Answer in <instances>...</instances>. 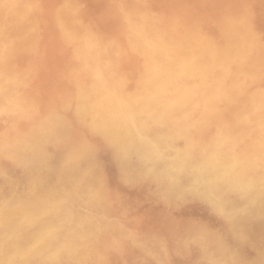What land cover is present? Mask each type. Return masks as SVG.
<instances>
[{
    "label": "rangeland",
    "instance_id": "obj_1",
    "mask_svg": "<svg viewBox=\"0 0 264 264\" xmlns=\"http://www.w3.org/2000/svg\"><path fill=\"white\" fill-rule=\"evenodd\" d=\"M15 1L19 2L20 0H15ZM15 1L11 0V2H10V0H2V1L0 0V10H1L0 11L1 12L0 13V16H1L0 17V23L3 24V25L0 24V35L2 37V38H0V41H2V42H0L1 43L0 44V58L2 59L3 56L7 57V61H6V57H3L2 60L0 59L1 63L4 65L3 66L0 64V67L2 68V69L0 68V72H1L0 73V82H1L0 88L1 87L3 88V89L2 88L0 89L1 90L0 95H3V96H0L1 97L0 100L1 99L6 100V101H4L5 103L3 101H1L2 104L0 102V108L2 109V110L0 109V115H1L0 116V118H1L0 119V129H1L0 132H2V134L0 133V137L2 138V139H0V144H1L0 145V150H1L0 155L5 156V158L0 156V168H2V169H0V206L5 211V213L0 217L1 218L0 219V230L2 229V231L0 232V253H1L0 254V260H1L0 264H24V263L27 264L28 262H29L28 264H32V263L33 264H145V263L146 264H182V263L187 264V262H188V264L189 263L190 264H196L197 262H198L197 264H242V263L243 264H255L254 262H256V264H264V146H263L264 144L261 145L264 141V137H262V136H264V119H263L264 118L263 117L264 116V109H263L264 106H262L264 104V78H263L264 77V74H263L264 73V71H263L264 70V48H263L264 47V31H263L264 30V0H246V1L243 0V2H240L242 0H197V1L196 0H150L151 2L149 0H148V2H146L147 0H127L129 3L126 2V0H114L115 4H114L113 0H50V1L49 0H43V1L34 0V1H36V3L34 1L32 2V3H34V5L30 2L32 0H29V1L28 0H21V2L24 1V4H23L24 6L22 5L23 2L17 3L18 5L16 3L14 4ZM78 1H80V2L78 3ZM25 2H27V4ZM144 2H146V3H144ZM37 3L39 5H37ZM243 3H244V5H243ZM245 3H246V5H245ZM11 4H12V6H11ZM35 4L37 6H35ZM46 4L48 6H46ZM27 5H29L30 7L27 8L28 7ZM42 5H43V7H42ZM76 5H77V7H76ZM82 5H84V6H82ZM96 5H98V6H96ZM128 5H129V7H128ZM5 6H7V7H5ZM237 6H238V8H237ZM73 7L77 11H75L73 9ZM145 8H146V10H145ZM9 9H11L12 11ZM30 9H31V11H30ZM39 9H40V11H39ZM60 9H61V11H60ZM71 10H74V12ZM238 10H240V11H238ZM241 10L244 11L245 15L242 13ZM32 11H33V15H34L33 17L31 14ZM95 11H96V13H95ZM106 11H108V12H106ZM122 11H123V13H122ZM236 11H238V12H236ZM78 13H79V16L77 15ZM85 13H87V15ZM118 13H120V14H118ZM129 13L132 17L129 15ZM232 13H234V14H232ZM250 13H251V15H249ZM35 14H36V16H35ZM56 14L58 17L56 16ZM216 14L219 16H216ZM3 15H5L4 18H3ZM72 15L74 17H72ZM93 15H95V16L93 17ZM107 15H108V17H107ZM141 15L143 17H141ZM7 16H9L10 19H9V17L7 18ZM76 16H78V17H76ZM125 16H126V18L123 19ZM222 16H224V17H222ZM26 17L28 18L27 21H26V19H27ZM35 17H37V19ZM66 17L67 18L71 17V18L70 19L68 18V20H67ZM138 17H140V18L137 19L136 21L139 24H137V22L134 21ZM11 18H15V19L11 20ZM85 18H87V20ZM91 18H93V19L95 18V19L92 20ZM195 18H196V20H195ZM206 18H207V20H206ZM227 18H230V20ZM29 19H31V20L29 21ZM32 19H35V21ZM45 19H46V21H45ZM127 19H128V21H127ZM74 20H76V21H74ZM84 20L86 22H84ZM89 20H92V22L94 23V26L97 25V28L96 27L94 28L93 23H91V21L89 22ZM140 20H141V22H140ZM68 21L71 23H69ZM98 21H100V22H98ZM142 21L144 22V24H142L143 23ZM245 21H247L249 23H247ZM11 22L13 23L12 27H11V25H12ZM15 22L18 25L14 24ZM25 22L27 24L24 25ZM30 22H32V24L34 22L35 23L37 22V23L36 24L34 23L35 26H34V24L29 26L31 24ZM237 22H239L241 25H239V23H237ZM38 23H40V24H38ZM189 23H190V25H189ZM192 23H193V25H192ZM219 23L221 26L219 25ZM233 23H235L236 25ZM73 24H75L76 26H74ZM77 24H79L78 26L80 28L77 26ZM99 24H101V25H99ZM210 24H211V26H210ZM255 24H257V25H255ZM20 25H22V26H20ZM134 25H135V27H134ZM145 25H147V26H145ZM203 25H205V27ZM25 26L28 28L25 29ZM14 27L16 30L14 29ZM16 27L19 28V30H20V31L18 30L19 33H18ZM35 27H38V28L35 29ZM44 27L47 29H45ZM98 27H99V30H98ZM124 27H125V29H124ZM188 27L190 28V30ZM195 27H198V28H195ZM221 27L224 30L221 29ZM235 27H238V28L236 29ZM250 27H251V29H250ZM7 28H8V30H6ZM70 28H71V30H70ZM105 28L107 29L108 33H105V32H107V31H105L106 30ZM226 28L228 30H226ZM33 29H35V30H33ZM66 29H68V31H66ZM82 29H83V34L81 32ZM187 29H188V31H187ZM194 29H195V31H194ZM229 29H230V31H229ZM21 30L31 31V34H30V32H26V31L22 32ZM95 30L97 31V34L94 32ZM182 30H184V31H182ZM5 31L8 32L7 35H6ZM14 31H17V33L15 34ZM79 31L81 32V35H80ZM100 31L102 32V35H101ZM185 31H187V34ZM198 31H200V32H198ZM11 32H12V34H10ZM21 32L24 34H21ZM89 32H91V33H89ZM190 32H191V34H190ZM196 32H198V33H196ZM244 32L246 33V35L244 34ZM37 33L39 36L38 35L36 36ZM84 33L86 35H84ZM110 33L112 35H109ZM167 33H169V34H167ZM222 33H223V35H222ZM19 34L22 35L21 38H20ZM33 34H35V35H33ZM103 34H104V36H103ZM159 34H161V35H159ZM204 34H205V36H204ZM239 34H241V37L239 36ZM248 34H250V35H248ZM76 35L78 37H76ZM174 35L176 37H174ZM28 36H29V38H28ZM32 36H35L36 38L34 37V39H36V40L32 39L33 38ZM37 37H39V40ZM82 37L85 39H83ZM163 37H165L166 40L163 39ZM207 37H208V39H207ZM256 37H257V39H256ZM6 38L9 41H7ZM15 38L18 42L15 40ZM128 38H130V39H128ZM185 38H186V40H185ZM209 38H211V39H209ZM248 38H250L252 40L249 39L247 41ZM59 39H60V41H59ZM171 39L172 40L175 39V40L170 42ZM196 39H197V41H196ZM241 39H242V41H241ZM96 40H98V41H96ZM152 40H153V42H152ZM191 40L192 41L195 40L196 50L199 53V56H201V57H207L212 52L221 51L222 48L224 46L226 47L227 45H228L227 46L228 49H232L234 44L237 45L238 43L240 44L241 47L244 46L246 52L244 51L245 54H244L243 59L241 61L234 59L233 55H231V58H229L226 61L228 72H227V75L225 76V78L223 80L225 81L224 84L226 83L227 85L225 84V87L223 89L225 91H223V90L221 91V93H220L221 97L219 95L221 100L218 97V100H216L213 103L214 106L212 105L210 110H209V108L204 107V104L202 106V103H200V102L197 103V105H193L192 101L189 99L185 102L179 103L177 106L176 105L177 103L174 102L173 97H175L174 94H177V93L180 94L179 90L182 88L180 87V89L178 90V88H176L175 85L172 86V84H168V88H170L169 89L170 93L167 94L166 97L164 96L165 98L163 97L164 99H166V98L167 99L163 100V98H153V100L148 102L150 104H148L145 101V98H144L145 97V91L143 92V90H145L144 88H146L148 86V81H149V85H151V84L156 83L154 80H156V81L160 80L159 75L158 74L156 75L154 72H152L150 70V63L156 62V60H157V62L159 60L162 61V58L165 60H168V58H169V60H170L173 58L174 53H175L176 57L180 58L185 53L186 46H184V45H187L186 42L191 41ZM238 40H240V41H238ZM5 41L8 44L6 43V45H5ZM15 41L18 44L21 42V45L16 44ZM32 41H33V44H32ZM114 41H115V43H114ZM245 41L248 43H246ZM22 42H23V44L25 43L24 46H22L23 45ZM97 42H99V43H97ZM137 42H138V44H137ZM158 42H160V43L163 42L164 44L168 43L165 45L168 46L169 52H166L162 55L154 54L151 51V45L153 43H158ZM10 43H13V44H10ZM177 43L179 46L177 45ZM222 43H224V44H222ZM227 43H229V44H227ZM26 44H28V45H26ZM102 44H105V45H102ZM113 44H114V46H113ZM251 44H252V46H251ZM12 45H13V47H12ZM17 45L20 46V48L22 50L19 49V47ZM2 46H3V48H1ZM5 46L6 47H12L13 49L8 48L6 50ZM103 46H105L106 48L105 47L103 48ZM29 47H31V48H29ZM132 47H134L133 50H132ZM251 47L254 49H252ZM16 48H18V49H16ZM101 48H103L104 50L103 49H102V51L99 50ZM116 48H118V49H116ZM28 49H30L31 53L27 52V51H29ZM106 49L108 51H106ZM141 49H143V50H141ZM173 49H174V51H173ZM208 49L211 50V53H210V50H208ZM214 49H215V51H214ZM19 50L21 51V53H23L22 55H21ZM90 50H91V52H90ZM7 51H8V53H7ZM94 51H96V52H94ZM137 51H139L140 53L139 52L137 53ZM144 51H147V52H144ZM3 52H4V54L6 52V54L9 55V57L6 54L4 55ZM13 52H14V54H13ZM113 52H114V54L112 56ZM29 53H30V55H29ZM32 53H34V54H32ZM97 53H99V54H97ZM167 53H170L172 58ZM105 54H106V56H105ZM115 54H118V55H115ZM10 55H12V56H10ZM109 55H111L112 57ZM261 55L263 56V58L260 57ZM23 56L27 60L29 59L28 61L31 64L38 57L37 58L38 61L36 60L34 62L37 65L35 64L33 66V64H34L33 63L31 66V64L29 62H26L27 60L24 59ZM75 56H77V58L78 57H82V58H80L78 60ZM108 56H109V60L111 62L108 61ZM152 56L156 59H154ZM30 57H31V60H30ZM74 57H75L76 61H74ZM259 57L262 60L256 59ZM39 58H41V61H43L45 63H43V62L41 63ZM42 58H44V60ZM113 58L115 60H113ZM128 58H130V59H128ZM146 58L148 59V61ZM253 58L255 59V62H254ZM10 59L12 62L8 61ZM80 60L82 61V63ZM13 61H14V63H13ZM15 61H16V63H15ZM250 61H252V62H250ZM5 62H6V64H4ZM75 62H76V64H74ZM112 62H114V63L112 64ZM247 62H248V64H247ZM145 63H147L146 66H145ZM255 63H257V64H255ZM12 65H15L14 66V67H16L15 71H14V69H12V68H14V67H11ZM107 65L111 68H108ZM142 65H144V66H142ZM147 65L149 66V68ZM99 66L103 67V68L101 67L102 71H101ZM105 66L107 67L108 70L106 69ZM252 66H254V67H252ZM27 67L29 68V70H27L28 69ZM79 67H82L83 69H81ZM112 67H113V69H112ZM138 67H140V68H138ZM222 67H223L222 63L218 64V65L209 64V66L206 68V70H208V72H209V75L211 74L209 76L207 73L208 81L210 80L209 83L211 82L213 84L214 80H216L218 78V75H220V71L222 70ZM214 68H217V69H214ZM6 69L7 70L12 69L13 71L11 70L9 72ZM18 70L20 72H18ZM21 70H23V71L21 72ZM113 71H116V72H113ZM144 71H145V73H144ZM131 72H133L132 73L133 75L131 74ZM149 72L151 73L150 75H149ZM2 73H4V74L6 73L8 75L6 76V75H3ZM66 73H68V74H66ZM82 73L84 76L82 75ZM259 73H260V75H259ZM101 74H102V76H101ZM143 74H144V76H143ZM21 75H23L25 78L24 77L22 78ZM33 75L35 76V79H34ZM229 75H230V77H229ZM63 76H64V78H63ZM87 76H89V77H87ZM231 76H232V78H231ZM251 76H252V78H251ZM2 77L5 79L7 78L6 81ZM27 77H30L31 79H27ZM81 77H83V78H81ZM239 77H240V79H239ZM1 78L4 80V83H3ZM25 79L27 81L28 80L29 81L25 82L26 81ZM81 79H82V82L80 81ZM112 79H114V80H112ZM252 79H253V81H251ZM15 80H17L18 83L15 82ZM22 80H24V81H22ZM85 80H87V81L85 82ZM99 80H101V81H99ZM136 80L138 82H136ZM78 81L81 82L82 84L81 83L79 84ZM103 81H105V82H103ZM123 81H125V82H123ZM208 81L205 84H203L206 88H209L211 86V83L209 84ZM240 81H241V83H240ZM11 82H13V84H15V85H13ZM6 83L9 85L11 84L10 85L11 90L12 89L14 90V88H12V85H13V87H15V90L12 91L14 93L11 92V90L8 88L9 85H7ZM106 83L109 86H107ZM126 83H127V85H126ZM228 83H230L231 85ZM254 83L256 86L253 85ZM2 84L5 86V89H4V86ZM19 84H20V86H19ZM74 84H75V86H74ZM86 84H88V85H86ZM118 84H119V86H118ZM249 84H251V85H249ZM81 85H83V86H81ZM122 85H123V87H122ZM261 85H263V86H261ZM73 87H76V89ZM84 87L86 89H88V87H89V89L88 90L83 89ZM111 87H113L114 90L116 89L115 90L116 95H115V91ZM124 87H125V89H124ZM138 87H139V89H137ZM141 87H143V88H141ZM6 88L8 90H10V92L9 91H7V92L12 93V94L7 93ZM102 88L105 92L102 90ZM109 88H111V89H109ZM172 88L174 90H172ZM18 89H21V90H18ZM107 89H109V91ZM227 89H229V90H227ZM242 89L245 91H243ZM250 90H252V91H250ZM73 91H74V93L71 94V92H73ZM86 91H88V92H86ZM99 91H100V93H99ZM119 91H121V92H119ZM254 91L256 94H254ZM117 92H119L118 95H117ZM128 92L129 93L131 92L130 95L127 94ZM251 92H252V95H251ZM4 93H5V95H4ZM25 93H26V95H25ZM103 93H104V95H101ZM237 93H238V95H237ZM92 94L93 95L97 94V95L96 96L94 95L95 96L94 97ZM119 94H120V96H119ZM112 95H113V97H112ZM143 95H144V97H142ZM226 95H227V97H226ZM254 95H255V97H253ZM258 95H259V97H258ZM4 96H5V98H4ZM7 96H8V98H7ZM16 96L18 98H16ZM24 96H25V98H24ZM137 96H139V97L141 96V99L139 97L137 99ZM229 96H231V98ZM232 96H234V97H232ZM20 97L24 98V100L21 99ZM91 97L92 98L94 97V99L92 100ZM96 97L98 98L99 101H96L97 100V99H95ZM108 97H109V99H108ZM116 97H117V99H116ZM124 97H125V99H124ZM170 97H171V99H170ZM242 97H243V99H242ZM248 97H250V98H248ZM252 97H253V100H251ZM256 97H258V98H256ZM15 98H16V100H15ZM67 98H69V99H67ZM245 98L247 99V101ZM260 98L263 101H261ZM19 99H20L22 104L20 103ZM30 99H32V100L30 101ZM168 99L170 101H167ZM26 100H27V102H29L28 104H27V102L25 103ZM102 100H106V101H102ZM124 100L126 101V103L124 102ZM110 101H112V102L110 103ZM141 101L143 102V105H142ZM17 102H19V103H17ZM34 102L36 104L38 103L36 106L37 109L34 106L35 105ZM84 102L85 103L87 102L86 104L89 105V106L87 105L89 108L86 107V104H84ZM115 102L117 103V105L120 109L117 107ZM120 102H123L124 104L123 103L119 104ZM129 102H130V104H129ZM131 102L132 103L135 102V103L132 104ZM158 102L160 104V107H159ZM160 102L161 103L167 102V103H162V106H161ZM189 102H191V103H189ZM235 103H237V104H235ZM8 104L10 105V107ZM155 104H157L158 106ZM163 104L166 106L164 107ZM167 104H168V106H167ZM173 104L175 106H173ZM231 104H233V105H231ZM239 104H241V105H239ZM253 104H255V106H253ZM29 105L31 106V109H30ZM61 105H63V106H61ZM77 105L80 108H78ZM140 105H142V106H140ZM156 106H157L158 110H157V108H154ZM221 106L223 107V109ZM227 106H229V108ZM230 106H231V108H230ZM6 107H9L8 109H10V110H8ZM12 107H14V108L18 107V110H17V108L13 110ZM58 107H60V108H58ZM114 107L115 108L117 107V108L114 109ZM150 107L152 108V110ZM199 107H200V109H199ZM203 107H204V109H203ZM259 107H260V109H259ZM27 108H29L28 109L29 111L27 110ZM84 108L85 109L88 108L90 110L85 111ZM218 108H220V110ZM21 109H23V110H21ZM34 109L37 111H35L34 114H32L33 112H31V111ZM128 109L131 111H129ZM132 109L134 111L137 110L138 112L136 111L137 113L136 112L134 113ZM140 109L142 111H140ZM170 109H171V111H170ZM241 109H243V110H241ZM3 110H6V111H3ZM12 110L14 112L16 110L17 111L14 113ZM82 110H83V112H82ZM148 110H151V111L148 112ZM212 110H213V113H212ZM221 110H223V111H221ZM257 110H259V112H257ZM7 111L8 112L11 111V112H9L10 115H13V114L15 115V116L14 115L13 116L16 117L17 123L14 122L15 121V120H13L14 117L10 116ZM19 111H21L20 112L21 114L19 113ZM73 111H75V112H73ZM107 111L110 112V114ZM125 111L127 114H129V112H131L129 114L130 116L126 115ZM127 111H129V112H127ZM153 111H154V113H152ZM159 111H160V113H159ZM161 111H162V113H161ZM187 111H189V112L187 113ZM244 111H245V113L243 114ZM251 111H252V113H251ZM12 112H13V114H11ZM29 112H31L30 113L31 115L29 114ZM62 112H63V115H62ZM76 112H77V115H76ZM103 112H104V114H103ZM118 112H120V113L123 112V114H120ZM216 112H217V115L214 114ZM222 112H224V113H222ZM3 113H5V114H3ZM133 113H134V115H133ZM163 113L167 116H163L164 115ZM95 114H96V116H94ZM105 114H107V115H105ZM108 114H109V116H108ZM137 114L140 118H137ZM157 114L160 115L159 118H158ZM205 114H207V115L205 116ZM21 115H22V117H26V118L23 119L21 117ZM27 115H29V116H27ZM34 115H35V117H34ZM104 115L106 117H104ZM114 115H116V117H118V118H115ZM135 115H136V119L134 117ZM149 115H151V116H149ZM154 115H155V118H154ZM237 115H240V116H237ZM19 116H20V118H19ZM31 116H32V118L30 120ZM81 116H82V118H81ZM99 116H100V118H99ZM131 116L133 118H131ZM142 116L144 117V119ZM203 116H205V117H203ZM260 116H261V118H260ZM101 117H102V119H101ZM108 117H110V119ZM152 117L154 120H156V118H157L158 121H153ZM162 117H163V119H162ZM165 117L166 118L168 117V118L165 120ZM33 118L37 121H40V122H37V121L35 122V120ZM125 118L126 119L128 118L130 120V122L131 121L132 122L130 123L129 120H125ZM71 119H72V121H71ZM161 119L163 121V125H162V121H160ZM45 120H46V122H45ZM66 120L68 121V123H65ZM123 120H124V122H123ZM27 121H28V123H27ZM95 121H97V123H95ZM141 121H144V122H141ZM72 122H74V123H72ZM80 122H81L82 126L80 125ZM117 122H119V123L117 124ZM158 122H160V123H158ZM32 123H34V124H32ZM120 123L122 125L123 124L124 125L122 126ZM140 123H142V124H140ZM152 123H153V125H152ZM154 123H155V126H154ZM207 123H209L211 126L209 124L207 125ZM254 123H255V125H254ZM61 124H62V126H60ZM108 124H109V126H108ZM111 124H112V126H111ZM15 125H16V127H15ZM42 125H44V126H42ZM67 125H68V127L66 128ZM72 125L75 126V128ZM83 125L88 126V127H84ZM169 125H171L172 127L170 126V128H169ZM10 126H13V127H10ZM29 126H31V127H29ZM41 126L44 127V129ZM69 126H71V127H69ZM113 126L118 127L119 130H118V128H114ZM173 126L175 127L174 129H173ZM248 126L251 128H249ZM48 127H50V128H48ZM62 127L64 129H62ZM143 127H144V129H143ZM151 127H152V129H150ZM155 127H156V129H155ZM13 128H15V130ZM94 128H96V129H94ZM111 128H114L116 130L111 129ZM148 128L152 132H150L148 130ZM168 128H169V130H168ZM60 129L63 131H61ZM103 129H105V130H104V133L102 134ZM16 130H18L20 133L18 131L16 132ZM43 130H44V132H43ZM78 130H79V132H78ZM97 130H99V131H97ZM126 130H127V132H126ZM163 130H167V131H163ZM123 131H124V133H123ZM134 131H136V132H134ZM178 131L181 135H178L179 134ZM236 131H238V132H236ZM24 132H26V133H24ZM39 132H41V133L39 134ZM50 132H51V134H50ZM66 132H68V133H66ZM173 132H174V135L172 134ZM32 133H35V134L30 135ZM36 133H38V134H36ZM60 133H63V134H60ZM84 133H85V135L86 134L87 135L85 136ZM91 133H93V134H91ZM138 133H139V135H138ZM168 133H169V135H168ZM20 134L22 137L20 136ZM23 134L28 139V141L23 136ZM8 135H10V136H8ZM40 135L43 137L44 140L42 139V137ZM55 135H57V137ZM61 135L62 136L64 135L65 137L64 136L62 137ZM102 135H103V137H101ZM134 135L140 137L141 139L140 138L138 139L137 137L135 138ZM209 135H210V137H209ZM52 136H53V138H52ZM58 136H61V137L58 138ZM66 136H67V138H66ZM90 136L91 137L93 136V137L91 138ZM143 136H147L149 138L152 137V139L154 138V140H156V143H157L160 151L163 149L164 151H167V152H165V154H164V151L162 150L160 152L161 154H159L160 156L159 157L156 156L154 153L149 151V149H147L146 144H145L144 139H143ZM217 136L219 137V139ZM38 137L41 138L42 141ZM50 137H51V139H49ZM112 137H114L115 139H113ZM120 137H121V139H120ZM125 137L128 138V140ZM3 138L5 139V141L3 140ZM61 138H62V140H61ZM161 138H163V139H161ZM33 139H34V141H33ZM247 139L251 142H249ZM261 139H262V141H261ZM111 140H113V141H111ZM125 140H127V141H125ZM129 140H131V141L128 142ZM1 141H3V142L1 143ZM29 141H31V142H29ZM86 141H88V142H86ZM106 141H108V142L106 143ZM166 141H168V142H166ZM17 142L19 143V145ZM25 142H27V143L29 142V143L27 144ZM32 142L34 143L35 146L33 145ZM35 142H37V143H35ZM117 142L120 143L118 146H117ZM132 142L135 145H133ZM165 142H166V144H165ZM169 142H170V144H169ZM171 142L174 145L171 144ZM192 142L194 144H191ZM127 143H130L133 146L128 145ZM140 143L141 144L144 143V144L141 145ZM160 143H161V145H160ZM234 143H236L235 146H234ZM30 144H32V145H30ZM121 144H123V145H121ZM246 144H248V145H246ZM16 145H17V148H16ZM28 145H29V147H27ZM42 145H43V147H42ZM144 145H145V147H143ZM162 145H164V146L162 147ZM188 145H189V147H188ZM20 146L23 150H21ZM65 146H66V148H65ZM86 146H87V148H86ZM2 147H4V149H7V148L9 150L12 149V150H10L12 154L10 153L9 150L3 149V151H2ZM25 147H26V149H25ZM30 147H33V148H30ZM56 147H57V149H56ZM141 147L144 148V151H143V148H141ZM192 147H194V148H192ZM250 147H251V149H249ZM81 148H82V150H81ZM145 148L147 149L148 152H146ZM184 148H186V149L184 150ZM242 148H243V150H242ZM14 149H16V150L19 149V150L16 152V150L13 151ZM211 149H213V150L216 149V150L211 151ZM33 150H35L36 152ZM173 150H175V151H173ZM20 151H22L23 153ZM106 151H108V152H106ZM197 151H198V154H197ZM40 152L42 154H44V153L45 154L42 156V154ZM104 152H106V153H104ZM174 152H175V154H174ZM184 152H186V153H184ZM224 152L225 153L228 152L229 155L227 153L225 154ZM24 153H26V154H24ZM48 153L50 154L49 156H48ZM133 153H135V154H133ZM202 153H204L206 155V157L203 156ZM206 153H208V154H206ZM222 153L224 156L221 155ZM5 154H7V155H5ZM13 154H15V155L17 154L16 157H14ZM31 154H33L32 157H30ZM77 154L79 156H77ZM148 154H150L152 156L150 157V155H148ZM215 154H217L218 156L217 155L215 156ZM9 155H11V156L9 157ZM24 155L25 156L30 155V156L25 157ZM35 155H36V157H34ZM45 155H47V156H45ZM134 155L135 156L138 155L137 159L134 157ZM189 155H191V156H189ZM233 155H234V157L237 156V157H235V159L237 161L239 160L238 161L239 166H238V169H236L237 174L240 173L242 180L246 181L249 188H251V189L258 188L261 191V194L259 195V200H258L259 204L262 205L261 212L255 213V211H254L255 207L245 206L244 204H242V202L244 200V194H245V192H244L245 190L242 186H228V185L223 184L224 186L221 185L218 188V191H217V189L212 188V191H214V193L213 192L211 193L210 192L211 189H207L205 187H202L201 183L195 184V185H193V183H192L194 181L193 179L195 178V176H194L195 174H199L200 178H208L209 177L208 179L214 180L215 179V168L214 167H216V162L218 161L217 157H228V156L230 157L231 156L232 158H234ZM19 156H21V157H19ZM91 156H93V157H91ZM208 156H209V159L207 158ZM38 157H40V159ZM66 157H68V159ZM175 157H177V158H175ZM238 157L240 159H238ZM252 157H253V159H252ZM17 158H19V159H17ZM26 158H27L28 162L26 161ZM57 158H59V159H57ZM153 158L156 160V163H155V160ZM178 158H179V160H178ZM261 158H263V159H261ZM20 159H22V160H20ZM37 159H38V161H37ZM60 159H62L63 162H61ZM91 159H92V161H91ZM56 160H59V161H57L55 163L56 164L58 163L61 166H59L58 164H57L58 166L56 164H53L54 162H52V161H56ZM64 160H65V162H64ZM111 160L113 161V163ZM136 160H138V161H136ZM139 160L140 161L142 160V161L140 162ZM145 160H146V162H145ZM162 160H164V161H162ZM189 160H190V162H188ZM198 160H199V162H197ZM23 161H25L26 163ZM76 161H77V164H81V165H77ZM108 161H109V163H107ZM33 162L36 164H34ZM44 162H46V163H44ZM59 162H61V163H59ZM102 162H104V163H102ZM150 163L153 166H151ZM248 163L249 164L253 163V164L247 165ZM111 164H112V166H111ZM137 164H138V166H137ZM22 165H23V167H22ZM31 165L34 166V168ZM40 165H42V166H40ZM123 165H124V167H123ZM26 166H27V168H26ZM65 166H66V168H69V169L68 170L66 168L64 169ZM69 166H72V167H69ZM84 166L87 168H84ZM89 166H91V167H89ZM95 166H96V168H95ZM201 166L203 169L200 168ZM28 167H29V169H28ZM35 167L37 170L35 169ZM40 167H42L41 169L43 171L41 169H40L41 171L38 170ZM45 167H47V168H45ZM59 167H61V168H59ZM75 167L80 169V171H79V169H77V172L79 171L80 175L83 174L82 176L79 177V175H77ZM241 167H242V169H241ZM30 168H32L33 171ZM70 168H72L73 170ZM82 168H84L85 171ZM142 168L143 169L146 168V169L143 170ZM196 168H197V170H196ZM60 169L62 171H60ZM95 169H98V170L100 169V170L97 171ZM191 169H192V171H191ZM21 170H22V172H21ZM30 170H31V172H30ZM69 170L70 171L72 170L73 173L70 172ZM101 170H102V174H101ZM260 170H261V172H260ZM1 171H3V172H1ZM54 171H55V173H52ZM67 171H69V172H67ZM247 171H249V172H247ZM36 172H39V173H36ZM59 172H61V173H59ZM63 172L64 173L66 172V174H64ZM79 172H78V174H79ZM203 172H204V174H203ZM16 173L19 175H17ZM41 173L43 174V176ZM96 173H98V175H96ZM31 175H32V177H31ZM34 175H36V176L34 177ZM93 175H94V177H93ZM73 176L76 178L78 177L77 178L78 182H77V179H74ZM96 176H98V178ZM29 178H31V179H29ZM42 179H44V180H42ZM118 179H119V181H118ZM93 180H95V181L93 182ZM189 180H190V183H189ZM250 180L252 183L250 182ZM45 181L48 183H45ZM87 181H88V183H87ZM32 182L35 184V186H34V184H32ZM96 182L97 183L99 182L98 185L96 184L97 186L95 185ZM50 183L53 186H49ZM89 183H90V185H86ZM115 183H116V185H115ZM180 183H182V184H180ZM93 184H94V186H91ZM191 184H192V186H191ZM61 185H62V187H59ZM65 185H66V187H65ZM39 186H40V188H39ZM48 186H49V188L47 189ZM88 186H90V187H88ZM126 186H128V187H126ZM92 187L96 188L95 189L96 192L93 191ZM177 187H179V188L177 189ZM194 187H195V189H194ZM78 189L81 191L80 194H79ZM138 189H139V191H138ZM182 189H184V190H182ZM213 189H215V190H213ZM46 190L47 191L49 190V191L46 193L45 192ZM54 190L57 192H55ZM59 190L61 192H59ZM72 190L74 192H72ZM234 190H236V192ZM27 192H30L31 195L29 193L27 195ZM86 192H89V193H86ZM41 193H42V196L40 195ZM44 193H45V195H47V194L50 195L49 196V202L50 201L51 202L49 203V205H50L49 207H51V208H47V207L44 208L43 205L38 206L33 212V214H35V217L33 219L30 218L29 215H31V214L25 213V210H24L27 207L26 205L27 204H31L33 206L36 205V203L39 201V199L45 196ZM71 193H72V195H71ZM193 194H195V195H193ZM196 194H197V196H196ZM32 196H35V198H33ZM39 196H41V197L39 198ZM55 196L57 198H54ZM95 196H97V198ZM195 196H196V198H195ZM231 197H232V199H230ZM235 197L237 198V201H236ZM115 198H117V199H115ZM52 199L58 200V201L54 202ZM123 199L125 201H123ZM214 199H216V200H214ZM228 200H230V201H228ZM52 201H53V203H52ZM235 201H236V205H235ZM82 203H83V206H82ZM96 204H97V206H96ZM191 204H192V206H194L193 210H192ZM197 205H199V206H197ZM195 207H198V208H195ZM200 207H202V208H200ZM83 210H84V212H82ZM121 210L123 213L121 212ZM39 213H40V215H39ZM56 213H58V214H56ZM91 213H92V215H91ZM200 213H201V215H200ZM20 214H22V215H20ZM50 214H51V216H50ZM214 216H215V218H214ZM18 218H19V220H18ZM52 218H54V219H52ZM55 218H56V220H55ZM26 219H27V221H26ZM45 219H46V221H45ZM217 220H219V221H217ZM192 221H194V222H192ZM221 221L223 222V224ZM49 222H51V223H49ZM31 223L34 225H32ZM207 223H209L211 225H208ZM46 224L49 225L50 229L44 232V227ZM88 224H89V226H87ZM125 224L127 226H125ZM24 225H26V226H24ZM207 225H208V227H207ZM40 226H41V228H40ZM6 228H8V229H6ZM12 228H14V229H12ZM176 228H177V231H175ZM23 229H25V230H23ZM181 229H183V230H181ZM155 230H158V231L155 232ZM166 231H168V232H166ZM55 232H57V233H55ZM159 232H160V235H159ZM168 233H169V236L167 235ZM80 234H81V238H80ZM38 235H40V236H38ZM50 235H51L52 239H51ZM26 237H28V238L30 237V238L28 239ZM253 237H254V239H253ZM23 238H24V240H22ZM61 240L63 242H61ZM87 240L90 242H88ZM191 241H192V243H191ZM169 242H171V243H169ZM34 243H36V244H34ZM188 243H190V244H188ZM12 244H14V245H12ZM195 244H197L198 246H196ZM21 245H23V246H21ZM53 246H55V247H53ZM191 246H193V247H191ZM239 247H241V248H239ZM4 248H6V249H4ZM11 248L13 251H11ZM23 248H25L26 250H23ZM135 248L136 249L138 248L137 249L138 251ZM60 249H62V250H60ZM9 251H11L12 253ZM138 252L141 254H139ZM20 253H22V254H20ZM198 254H199V258L197 257ZM16 256H18V257H16ZM29 256L31 259L29 258ZM61 256H62V258H61ZM209 256H210V258H209ZM114 257H115V259H114ZM129 257H131V259ZM259 257H260V259H259ZM1 258L3 259V261ZM22 258H23V260H22ZM138 260H139V262H138ZM187 260H189V261H187ZM31 261H32V263H30ZM148 261H149V263H148ZM194 261H195V263H194Z\"/></svg>",
    "mask_w": 264,
    "mask_h": 264
},
{
    "label": "bare ground",
    "instance_id": "obj_2",
    "mask_svg": "<svg viewBox=\"0 0 264 264\" xmlns=\"http://www.w3.org/2000/svg\"><path fill=\"white\" fill-rule=\"evenodd\" d=\"M2 1V0H1ZM15 1V0H14ZM29 1V0H28ZM34 0H32V1H30L31 3L33 2ZM41 1H43V0H41ZM50 1V0H49ZM150 1V0H149ZM197 1V0H196ZM246 1V0H245ZM10 2H11V0H10ZM19 2H21V0L19 1ZM19 2H14V4L16 3H19ZM23 2V3H22ZM21 3H22V5L24 4V1H22ZM35 3H36V1H34ZM38 2V1H37ZM80 1H78V3H79ZM113 2H114V0H113ZM125 2V1H124ZM126 2H128L127 0H126ZM142 2V1H141ZM146 2H148V0L146 1ZM146 2H144V3H146ZM151 2V1H150ZM149 2V3H150ZM229 2V1H228ZM237 2V1H236ZM235 2V3H236ZM240 2H243V0L242 1H240ZM8 3V2H7ZM26 4H27V2H25ZM29 3V2H28ZM63 3V2H62ZM69 3V2H68ZM129 3V2H128ZM195 3V2H194ZM247 3V2H246ZM246 3H245V5H246ZM252 3V2H251ZM33 5H34V3H32ZM85 4V3H84ZM114 4H115V2H114ZM127 4V3H126ZM242 4V3H241ZM5 5V4H4ZM18 5V4H17ZM30 5V4H29ZM29 5H27L28 7L27 8H29L30 6ZM37 5H39L38 3H37ZM36 4H35V6H37ZM81 5V4H80ZM106 5V4H105ZM117 5V4H116ZM145 5V4H144ZM148 5V4H147ZM226 5V4H225ZM238 5V4H237ZM243 5H244V3H243ZM250 5V4H249ZM248 5V6H249ZM252 5V4H251ZM2 6V5H1ZM11 6H12V4H11ZM15 6V5H14ZM21 6V5H20ZM24 6V5H23ZM34 6V7H35ZM46 6H48L47 4H46ZM55 6V5H54ZM60 6V5H59ZM67 6V5H66ZM73 6V5H72ZM82 6H84V5H82ZM96 6H98V5H96ZM113 6V5H112ZM195 6V5H194ZM228 6V5H227ZM241 6V5H240ZM247 6V7H248ZM5 7H7V6H5ZM26 7V6H25ZM42 7H43V5H42ZM68 7V6H67ZM70 7V6H69ZM76 7H77V5H76ZM128 7H129V5H128ZM152 7V6H151ZM192 7V6H191ZM14 8V7H13ZM12 8V9H13ZM39 8V7H38ZM46 8V7H45ZM62 8V7H61ZM66 8V7H65ZM88 8V7H87ZM102 8V7H101ZM110 8V7H109ZM165 8V7H164ZM231 8V7H230ZM237 8H238V6H237ZM244 8V7H243ZM246 8V7H245ZM5 9V8H4ZM3 9V10H4ZM7 9V8H6ZM33 9V8H32ZM56 9V8H55ZM73 9H74V7H73ZM77 9V8H76ZM82 9V8H81ZM97 9V8H96ZM100 9V8H99ZM106 9V8H105ZM167 9V8H166ZM196 9V8H195ZM228 9V8H227ZM235 9V8H234ZM247 9V8H246ZM8 10V9H7ZM6 10V11H7ZM9 10H11V9H9ZM15 10V9H14ZM17 10V9H16ZM35 10V9H34ZM75 10V9H74ZM74 10H71V11H73L74 12ZM90 10V9H89ZM102 10V9H101ZM116 10V9H115ZM121 10V9H120ZM138 10V9H137ZM145 10H146V8H145ZM152 10V9H151ZM154 10V9H153ZM229 10V9H228ZM232 10V9H231ZM249 10V9H248ZM1 11V10H0ZM12 11V10H11ZM30 11H31V9H30ZM38 11V10H37ZM39 11H40V9H39ZM56 11V10H55ZM60 11H61V9H60ZM75 11H77V10H75ZM79 11V10H78ZM82 11V10H81ZM88 11V10H87ZM92 11V10H91ZM104 11V10H103ZM110 11V10H109ZM125 11V10H124ZM225 11V10H224ZM238 11H240V10H238ZM238 11H236V12H238ZM242 11V10H241ZM252 11V10H251ZM4 12V11H3ZM8 12V11H7ZM14 12V11H13ZM64 12V11H63ZM86 12V11H85ZM89 12V11H88ZM106 12H108V11H106ZM192 12V11H191ZM235 12V11H234ZM249 12V11H248ZM1 13V12H0ZM9 13V12H8ZM95 13H96V11H95ZM122 13H123V11H122ZM140 13V12H139ZM162 13V12H161ZM223 13V12H222ZM241 13V12H240ZM242 13L244 14V11H242ZM30 14V13H29ZM32 17L34 16L33 15V11H32ZM84 14V13H83ZM82 14V15H83ZM86 15H87V13H85ZM112 14V13H111ZM118 14H120V13H118ZM132 14V13H131ZM143 14V13H142ZM232 14H234V13H232ZM6 15V14H5ZM5 15H3V18H4V16ZM10 15V14H9ZM61 15V14H60ZM76 15V14H75ZM78 16H79V13L77 14ZM129 15H130V13H129ZM128 15V16H129ZM152 15V14H151ZM227 15V14H226ZM225 15V16H226ZM245 15V14H244ZM249 15H251V13L249 14ZM12 16V15H11ZM16 16V15H15ZM35 16H36V14H35ZM56 16H57V14H56ZM78 16H76V17H78ZM95 15H93V17H94ZM131 16V15H130ZM129 16V17H130ZM150 16V15H149ZM216 16H219V15H217L216 14ZM1 17V16H0ZM9 16H7V18H8ZM58 17V16H57ZM72 17H74L73 15H72ZM81 17V16H80ZM90 17V16H89ZM88 17V18H89ZM107 17H108V15H107ZM128 17V18H129ZM132 17V16H131ZM141 17H143L142 15H141ZM152 17V16H151ZM215 17V16H214ZM222 17H224V16H222ZM227 17V16H226ZM24 18V17H23ZM27 18V17H26ZM36 19H37V17H35ZM69 18V17H68ZM68 18L66 17V19L68 20ZM71 18V17H70ZM69 18V19H70ZM126 18V16L123 18V19H125ZM140 17H138V18H136L134 21H136L137 19H139ZM193 18V17H192ZM202 18V17H201ZM210 18V17H209ZM231 18V17H230ZM230 18H227V19H229L230 20ZM2 19V18H1ZM9 19H10V17H9ZM13 19H15V18H11V20H13ZM48 19V18H47ZM60 19V18H59ZM86 20H87V18H85ZM92 20H94L93 18H91ZM102 19V18H101ZM100 19V20H101ZM122 19V20H123ZM211 19V18H210ZM215 19V18H214ZM235 19V18H234ZM241 19V18H240ZM256 19V18H255ZM259 19V18H258ZM28 20V18L26 19V21ZM31 19H29V21H30ZM32 20H34L35 21V19H32ZM92 20H89V22L91 21V23H93L92 22ZM104 20V19H103ZM132 20V19H131ZM130 20V21H131ZM163 20V19H162ZM195 20H196V18H195ZM194 20V21H195ZM199 20V19H198ZM202 20V19H201ZM206 20H207V18H206ZM209 20V19H208ZM212 20V19H211ZM232 20V19H231ZM253 20V19H252ZM8 21V20H7ZM23 21V20H22ZM41 21V20H40ZM39 21V22H40ZM45 21H46V19H45ZM48 21V20H47ZM74 21H76V20H74ZM127 21H128V19H127ZM147 21V20H146ZM205 21V20H204ZM219 21V20H218ZM234 21V20H233ZM251 21V20H250ZM2 22V21H1ZM18 22V21H17ZM24 22V21H23ZM69 22V21H68ZM78 22V21H77ZM84 22H86L85 20H84ZM98 22H100V21H98ZM132 22V21H131ZM137 22V21H136ZM135 22V23H136ZM140 22H141V20H140ZM143 22V21H142ZM159 22V21H158ZM196 22V21H195ZM202 22V21H201ZM200 22V23H201ZM224 22V21H223ZM227 22V21H226ZM235 22V21H234ZM245 22H247V21H245ZM256 22V21H255ZM259 22V21H258ZM12 23V22H11ZM31 24L29 25V26H31V25H33L32 24V22H30ZM37 23V22H36ZM35 23V24H36ZM69 23H71V22H69ZM80 23V22H79ZM113 23V22H112ZM199 23V24H200ZM204 23V22H203ZM231 23V22H230ZM237 23H239V22H237ZM244 23V22H243ZM247 23H249V22H247ZM246 23V24H247ZM1 24V23H0ZM14 24H16V22L14 23ZM25 24H27L26 22L24 23V25ZM35 24H34V26H35ZM38 24H40V23H38ZM134 24V23H133ZM137 24H139L138 22H137ZM142 24H144V22L142 23ZM195 24V23H194ZM212 24V23H211ZM211 24H210V26H211ZM229 24V23H228ZM233 24H235V23H233ZM254 24V23H253ZM1 25H3V24H1ZM16 25H18V24H16ZM43 25V24H42ZM69 25V24H68ZM74 26H76L75 24H73ZM79 24H77V26H78ZM99 25H101V24H99ZM136 25V24H135ZM135 25H134V27H135ZM158 25V24H157ZM162 25V24H161ZM189 25H190V23H189ZM192 25H193V23H192ZM209 25V24H208ZM219 25H220V23H219ZM227 25V24H226ZM236 25V24H235ZM238 25V24H237ZM239 25H241L240 23H239ZM245 25V24H244ZM252 25V24H251ZM255 25H257V24H255ZM13 26V23H12V25H11V27ZM20 26H22V25H20ZM28 26V25H27ZM28 26V27H29ZM46 26V25H45ZM71 26V25H70ZM81 26V25H80ZM93 26H94V23H93ZM123 26V25H122ZM129 26V25H128ZM140 26V25H139ZM145 26H147V25H145ZM188 26V25H187ZM195 26V25H194ZM200 26V25H199ZM204 27H205V25H203ZM216 26V25H215ZM221 26V25H220ZM234 26V25H233ZM250 26V25H249ZM9 27V26H8ZM10 27V28H11ZM19 27V26H18ZM18 27H16L17 28V31L19 30V28ZM28 27H26L25 26V29L26 28H28ZM53 27V26H52ZM66 27V26H65ZM72 27V26H71ZM79 27V26H78ZM84 27V26H83ZM90 27V26H89ZM97 28V25L96 26H94V28ZM177 27V26H176ZM190 27V26H189ZM188 27V28H189ZM201 27V26H200ZM217 27V26H216ZM223 27V26H222ZM221 27V29H223ZM227 27V26H226ZM239 27V26H238ZM238 27H235L236 29L238 28ZM247 27V26H246ZM9 28V29H10ZM31 28V27H30ZM36 28H38V27H35V29ZM43 28V27H42ZM45 28V27H44ZM73 28V27H72ZM80 28V27H79ZM143 28V27H142ZM161 28V27H160ZM175 28V27H174ZM183 28V27H182ZM186 28V27H185ZM191 28V27H190ZM190 28H189V30H190ZM195 28H198V27H195ZM203 28V27H202ZM212 28V27H211ZM229 28V27H228ZM232 28V27H231ZM234 28V27H233ZM4 29V28H3ZM12 29V28H11ZM14 29H15V27H14ZM22 29V28H21ZM24 29V28H23ZM35 29H33V30H35ZM45 29H47V28H45ZM69 29V28H68ZM68 29H66V31H68ZM78 29V28H77ZM106 29V28H105ZM124 29H125V27H124ZM132 29V28H131ZM146 29V28H145ZM180 29V28H179ZM241 29V28H240ZM245 29V28H244ZM250 29H251V27H250ZM262 29V28H261ZM6 30H8V28L6 29ZM13 30V29H12ZM16 30V29H15ZM29 30V29H28ZM38 30V29H37ZM43 30V29H42ZM64 30V29H63ZM70 30H71V28H70ZM92 30V29H91ZM98 30H99V27H98ZM102 30V29H101ZM165 30V29H164ZM174 30V29H173ZM204 30V29H203ZM214 30V29H213ZM220 30V29H219ZM224 30V29H223ZM226 30H228L227 28H226ZM254 30V29H253ZM260 30V29H259ZM4 31V30H3ZM17 31H14V33L16 34L17 33ZM20 31V30H19ZM19 31H18V33H19ZM22 32H30V34H31V31H27V30H21ZM39 31V30H38ZM56 31V30H55ZM62 31V30H61ZM65 31V30H64ZM86 31V30H85ZM105 31H107V29L105 30ZM145 31V30H144ZM148 31V30H147ZM169 31V30H168ZM172 31V30H171ZM175 31V30H174ZM180 31V30H179ZM182 31H184V30H182ZM187 31H188V29H187ZM187 31H185L186 32V34H187ZM194 31H195V29H194ZM207 31V30H206ZM216 31V30H215ZM229 31H230V29H229ZM244 31V30H243ZM255 31V30H254ZM264 31V30H263ZM6 32V35L8 34V32L7 31H5ZM4 32V33H5ZM21 32V34H24V33H22ZM63 32V31H62ZM77 32V31H76ZM80 32V31H79ZM82 34H83V29H82ZM81 32H80V35H81ZM93 32V31H92ZM96 34H97V31L95 30L94 31ZM101 32V31H100ZM176 32V31H175ZM198 32H200V31H198ZM198 32H196V33H198ZM228 32V31H227ZM236 32V31H235ZM249 32V31H248ZM35 33V32H34ZM61 33V32H60ZM74 33V32H73ZM89 33H91V32H89ZM105 33H108V31L107 32H105ZM180 33V32H179ZM225 33V32H224ZM230 33V32H229ZM228 33V34H229ZM232 33V32H231ZM10 34H12V32L10 33ZM29 34V33H28ZM41 34V33H40ZM43 34V33H42ZM58 34V33H57ZM68 34V33H67ZM77 34V33H76ZM128 34V33H127ZM167 34H169V33H167ZM173 34V33H172ZM177 34V33H176ZM181 34V33H180ZM190 34H191V32H190ZM193 34V33H192ZM212 34V33H211ZM244 34L246 35V33L244 32ZM5 35V36H6ZM20 35V34H19ZM33 35H35V34H33ZM38 35V33L36 34V36ZM64 35V34H63ZM79 35V36H80ZM84 35H86L85 33H84ZM101 35H102V32H101ZM109 35H112L111 33L109 34ZM159 35H161V34H159ZM179 35V34H178ZM189 35V34H188ZM187 35V36H188ZM201 35V34H200ZM222 35H223V33H222ZM231 35V34H230ZM248 35H250V34H248ZM12 36V35H11ZM21 36L22 35H20V38H21ZM39 36V35H38ZM42 36V35H41ZM52 36V35H51ZM65 36V35H64ZM89 36V35H88ZM103 36H104V34H103ZM166 36V35H165ZM173 36V35H172ZM203 36V35H202ZM204 36H205V34H204ZM213 36V35H212ZM239 36L241 37V34H239ZM238 36V37H239ZM261 36V35H260ZM4 37V36H3ZM26 37V36H25ZM33 37V38H32ZM31 38L32 39H34V37L35 36H32ZM62 37V36H61ZM76 37H78L77 35H76ZM98 37V36H97ZM113 37V36H112ZM116 37V36H115ZM145 37V36H144ZM168 37V36H167ZM166 37V38H167ZM171 37V36H170ZM174 37H176L175 35H174ZM190 37V36H189ZM201 37V36H200ZM209 37V36H208ZM208 37H207V39H208ZM217 37V36H216ZM250 37V36H249ZM0 38H2L1 37V35H0ZM28 38H29V36H28ZM30 38V39H31ZM36 38V37H35ZM38 38V40H39V37H37ZM70 38V37H69ZM83 38V37H82ZM104 38V37H103ZM187 38V37H186ZM186 38H185V40H186ZM203 38V37H202ZM213 38V37H212ZM236 38V37H235ZM5 39V38H4ZM7 39V38H6ZM14 39V38H13ZM26 39V38H25ZM43 39V38H42ZM63 39V38H62ZM83 39H85V38H83ZM110 39V38H109ZM117 39V38H116ZM128 39H130V38H128ZM134 39V38H133ZM160 39V38H159ZM163 39H165V37H163ZM180 39V38H179ZM189 39V38H188ZM209 39H211V38H209ZM219 39V38H218ZM240 39V38H239ZM250 38H248L247 39V41L249 40ZM256 39H257V37H256ZM15 40H16V38H15ZM34 40H36V39H34ZM33 40V41H34ZM81 40V39H80ZM150 40V39H149ZM158 40V39H157ZM166 40V39H165ZM175 40V39H174ZM174 40H170V42L171 41H174ZM178 40V39H177ZM184 40V41H185ZM214 40V39H213ZM246 40V39H245ZM250 40H252V39H250ZM263 40V39H262ZM7 41H9L8 39H7ZM17 41V40H16ZM15 41V42H16ZM21 41V40H20ZM31 41V40H30ZM29 41V42H30ZM33 41H32V44H33ZM59 41H60V39H59ZM76 41V40H75ZM74 41V42H75ZM78 41V40H77ZM96 41H98V40H96ZM141 41V40H140ZM144 41V40H143ZM159 41V40H158ZM179 41V40H178ZM194 41V42H193ZM191 40V41H187L186 43H187V45H184V46H186V48H185V53L180 57V58H178V57H176L175 56V53H174V56H173V58H172V56L170 55V53H167V54H169L170 55V57L172 58V59H170L169 60V58H168V60H165V59H163L162 58V61L161 60H159L158 62H157V60H156V62H149L150 63V70L152 71V72H154L156 75L158 74L159 75V77H160V80L157 82L156 80H154L156 83H154V84H151V85H149V81H148V86L146 87V88H144L145 90H143V92L145 91V97H144V95L142 96V97H144L145 98V101L148 103L149 101H151V100H153V98H163L164 96L166 97V95L167 94H169L170 92H169V89L170 88H168V84H172V86L173 85H175V87L176 88H178V90L180 89V87L182 88V89H180L179 90V92H180V94L179 93H177V94H174L175 95V97H173V99H174V102H176L177 104V106H178V104L179 103H181V102H185V101H187L188 99L189 100H191L192 101V104L193 105H197V103H202V106H203V104H204V107H206V108H209V110H210V108L212 107V105L214 106V102L216 101V100H218V97H219V95H220V93H221V91L224 89V87H225V84H224V78H225V76L227 75V72H228V70H227V64H226V61L229 59V58H231V55H233V58L234 59H237V60H242L243 59V56H244V54H245V48H244V46L243 47H241L240 46V44L238 43L237 45L236 44H234V46L232 47V49H228V45L227 44H229V43H227L226 45V47L224 48H222V50L221 51H217V52H212L211 53V50L210 49H208V50H210V55H208L207 57H201V56H199V53L197 52V50H196V43H195V40ZM196 41H197V39H196ZM200 41V40H199ZM202 41V40H201ZM207 41V40H206ZM238 41H240V40H238ZM237 41V42H238ZM241 41H242V39H241ZM259 41V40H258ZM0 42H2V41H0ZM18 42V41H17ZM16 42V44H18ZM25 42V41H24ZM152 42H153V40H152ZM161 42V41H160ZM160 42H158V43H153L152 45H151V51L154 53V54H157V55H162V54H164V53H166V52H169V48H168V46L167 45H165V44H168V43H160ZM168 42V41H167ZM183 42V41H182ZM226 42V41H225ZM224 42V43H225ZM246 42V41H245ZM244 42V43H245ZM250 42V41H249ZM6 41H5V45H6ZM27 43V42H26ZM65 43V42H64ZM97 43H99V42H97ZM101 43V42H100ZM106 43V42H105ZM114 43H115V41H114ZM173 43V42H172ZM185 43V42H184ZM199 43V42H198ZM215 43V42H214ZM221 43V42H220ZM224 43H222V44H224ZM243 43V42H242ZM246 43H248V42H246ZM262 43V42H261ZM1 44V43H0ZM8 44V43H7ZM10 44H13V43H10ZM9 44V45H10ZM15 44V43H14ZM20 45H21V42L19 43ZM18 44V45H19ZM22 44H23V42H22ZM25 44V43H24ZM24 44L22 45V46H24ZM59 44V43H58ZM75 44V43H74ZM134 44V43H133ZM137 44H138V42H137ZM174 44V43H173ZM253 44V43H252ZM252 44H251V46H252ZM263 44V43H262ZM17 45V46H18ZM26 45H28V44H26ZM73 45V44H72ZM102 45H105V44H102ZM101 45V46H102ZM116 45V44H115ZM171 45V44H170ZM177 45H178V43H177ZM204 45V44H203ZM246 45V44H245ZM249 45V44H248ZM260 45V44H259ZM69 46V45H68ZM92 46V45H91ZM109 46V45H108ZM113 46H114V44H113ZM121 46V45H120ZM130 46V45H129ZM179 46V45H178ZM214 46V45H213ZM250 46V45H249ZM263 46V45H262ZM261 46V47H262ZM6 47V46H5ZM4 47V48H5ZM12 47H13V45H12ZM12 47H6L5 49L7 50L8 48L10 49V48H12ZM19 47V49H21L20 48V46H18ZM27 47V46H26ZM105 46H103V48H104ZM135 47V46H134ZM134 47H132V50H133V48ZM149 47V46H148ZM205 47V46H204ZM207 47V46H206ZM222 47V46H221ZM256 47V46H255ZM1 48H3V46L1 47ZM29 48H31V47H29ZM39 48V47H38ZM99 48V47H98ZM103 48H101V49H99V50H101L102 51V49ZM106 48V47H105ZM113 48V47H112ZM136 48V47H135ZM180 48V47H179ZM208 48V47H207ZM212 48V47H211ZM216 48V47H215ZM248 48V47H247ZM252 48V47H251ZM264 48V47H263ZM13 49V48H12ZM11 49V50H12ZM16 49H18V48H16ZM84 49V48H83ZM87 49V48H86ZM111 49V48H110ZM114 49V48H113ZM116 49H118V48H116ZM120 49V48H119ZM131 49V48H130ZM146 49V48H145ZM144 49V50H145ZM252 49H254V48H252ZM4 50V49H3ZM22 50V49H21ZM29 51H27V52H30V49H28ZM36 50V49H35ZM89 50V49H88ZM95 50V49H94ZM104 50V49H103ZM127 50V49H126ZM141 50H143V49H141ZM147 50V49H146ZM150 50V49H149ZM20 51V50H19ZM97 51V50H96ZM96 51H94V52H96ZM106 51H108L107 49H106ZM117 51V50H116ZM121 51V50H120ZM172 51V50H171ZM173 51H174V49H173ZM214 51H215V49H214ZM245 51V52H244ZM249 51V50H248ZM251 51V50H250ZM256 51V50H255ZM260 51V50H259ZM15 52V51H14ZM14 52H13V54H14ZM37 52V51H36ZM39 52V51H38ZM90 52H91V50H90ZM110 52V51H109ZM118 52V51H117ZM139 51H137V53H138ZM144 52H147V51H144ZM205 52V51H204ZM207 52V51H206ZM253 52V51H252ZM257 52V51H256ZM7 53H8V51H7ZM20 53H21V51H20ZM19 53V54H20ZM26 53V52H25ZM31 53V52H30ZM30 53H29V55H30ZM105 53V52H104ZM107 53V52H106ZM120 53V52H119ZM140 53V52H139ZM178 53V52H177ZM248 53V52H247ZM3 54H4V52H3ZM5 54H6V52H5ZM4 54V55H5ZM23 53H21V55H22ZM32 54H34V53H32ZM74 54V53H73ZM97 54H99V53H97ZM113 54H114V52L112 53V56H113ZM129 54V53H128ZM151 54V53H150ZM252 54V53H251ZM7 55V54H6ZM16 55V54H15ZM27 55V54H26ZM40 55V54H39ZM42 55V54H41ZM72 55V54H71ZM108 55V54H107ZM115 55H118V54H115ZM114 55V56H115ZM139 55V54H138ZM141 55V54H140ZM152 55V54H151ZM181 55V54H180ZM204 55V54H203ZM263 55V54H262ZM260 56L261 58H263V56ZM3 56V55H2ZM8 57H9V55H7ZM10 56H12V55H10ZM92 56V55H91ZM99 56V55H98ZM102 56V55H101ZM105 56H106V54H105ZM109 56H111V55H109ZM109 56H108V61H110L109 60ZM111 56V57H112ZM126 56V55H125ZM130 56V55H129ZM146 56V55H145ZM156 56V55H155ZM167 56V55H166ZM256 56V55H255ZM3 57H6V56H3ZM3 57H2V59H3ZM24 57V56H23ZM27 57V56H26ZM32 57V56H31ZM31 57H30V60H31ZM40 57V56H39ZM43 57V56H42ZM76 58H77V56H75ZM75 57H74V61H76L75 60ZM140 57V56H139ZM153 57V56H152ZM151 57V58H152ZM168 57V56H167ZM166 57V58H167ZM253 57V56H252ZM257 57V56H256ZM260 57L259 58H256V59H260ZM35 58V57H34ZM38 58V57H37ZM35 59V61L37 60L38 61V59ZM46 58V57H45ZM80 58H82V57H78L77 59L79 60ZM145 58V57H144ZM154 58V57H153ZM251 58V57H250ZM1 59V58H0ZM1 59V60H2ZM24 59H26L25 57H24ZM33 59V58H32ZM40 59V62L42 63L43 61H41V58H39ZM43 60H44V58H42ZM72 59V58H71ZM107 59V58H106ZM123 59V58H122ZM128 59H130V58H128ZM147 59V58H146ZM154 59H156V58H154ZM158 59V58H157ZM254 59V58H253ZM1 60H0V64L1 65H3L2 63H1ZM27 60V59H26ZM25 60V61H26ZM29 60V59H28ZM26 61V62H29V61ZM46 60V59H45ZM73 60V59H72ZM71 60V61H72ZM83 60V59H82ZM113 60H115L114 58H113ZM125 60V59H124ZM231 60V59H230ZM260 60H262V59H260ZM6 61H7V57H6ZM8 61H11V59L10 60H8ZM34 61V62H35ZM59 61V60H58ZM81 61V60H80ZM84 61V60H83ZM121 61V60H120ZM147 61H148V59H147ZM154 61V60H153ZM232 61V60H231ZM12 62V61H11ZM18 62V61H17ZM33 62V63H34ZM47 62V61H46ZM111 62V61H110ZM109 62V63H110ZM129 62V61H128ZM230 62V61H229ZM250 62H252V61H250ZM254 62H255V59H254ZM13 63H14V61H13ZM15 63H16V61H15ZM30 63V62H29ZM32 63V64H33ZM43 63H45V62H43ZM81 63H82V61H81ZM84 63V62H83ZM108 63V64H109ZM114 62H112V64H113ZM118 63V62H117ZM116 63V64H117ZM121 63V62H120ZM142 63V62H141ZM148 63V62H147ZM147 63H145V66H146V64ZM223 64V67H222V70L220 71V75H218V78L216 79V80H214V82H213V84L211 83V86L209 87V88H206L203 84H205L207 81H208V75H209V72H208V70H206V68L209 66V64H216V65H218V64ZM243 63V62H242ZM241 63V64H242ZM246 63V62H245ZM4 64H6V62L4 63ZM23 64V63H22ZM31 64V63H30ZM32 64H31V66H32ZM36 63H34L33 64V66L35 65ZM70 64V63H69ZM72 64V63H71ZM74 64H76V62L74 63ZM111 64V63H110ZM115 64V65H116ZM119 64V63H118ZM130 64V63H129ZM144 64V63H143ZM237 64V63H236ZM247 64H248V62H247ZM250 64V63H249ZM255 64H257V63H255ZM11 65V64H10ZM19 65V64H18ZM37 65V64H36ZM41 65V64H40ZM43 65V64H42ZM78 65V64H77ZM123 65V64H122ZM121 65V66H122ZM149 65V64H148ZM147 65V66H148ZM252 65V64H251ZM4 66V65H3ZM8 66V65H7ZM6 66V67H7ZM15 65H12L11 67H14ZM20 66V65H19ZM18 66V67H19ZM28 66V65H27ZM45 66V65H44ZM103 66V65H102ZM102 66H99L100 67V69H101V71H102ZM111 66V65H110ZM117 66V65H116ZM142 66H144V65H142ZM9 67V66H8ZM61 67V66H60ZM68 67V66H67ZM102 67V68H101ZM106 67V66H105ZM107 67L108 68H111V67H109L108 65H107ZM107 67H106V69H107ZM124 67V66H123ZM212 67V66H211ZM216 67V66H215ZM237 67V66H236ZM240 67V66H239ZM245 67V66H244ZM243 67V68H244ZM252 67H254V66H252ZM256 67V66H255ZM1 68V67H0ZM15 68L16 67H14V68H12V69H14V71H15ZM28 68V67H27ZM31 68V67H30ZM79 68H81V69H83L82 67H79ZM117 68V67H116ZM138 68H140V67H138ZM144 68V67H143ZM148 68H149V66H148ZM257 68V67H256ZM2 69V68H1ZM5 69V68H4ZM11 69V70H12ZM33 69V68H32ZM112 69H113V67H112ZM120 69V68H119ZM122 69V68H121ZM212 69V68H211ZM214 69H217V68H214ZM231 69V68H230ZM236 69V68H235ZM238 69V68H237ZM242 69V68H241ZM258 69V68H257ZM7 70V69H6ZM5 70V71H6ZM11 70H7V71H11ZM24 70V69H23ZM23 70H21V72L23 71ZM27 70H29V68L27 69ZM35 70V69H34ZM33 70V71H34ZM108 70V69H107ZM123 70V69H122ZM138 70V69H137ZM210 70V69H209ZM240 70V69H239ZM254 70V69H253ZM13 71V70H12ZM31 71V70H30ZM60 71V70H59ZM62 71V70H61ZM67 71V70H66ZM90 71V70H89ZM132 71V70H131ZM141 71V70H140ZM232 71V70H231ZM245 71V70H244ZM260 71V70H259ZM264 71V70H263ZM3 72V71H2ZM18 72H20L19 70H18ZM37 72V71H36ZM64 72V71H63ZM82 72V71H81ZM113 72H116V71H113ZM112 72V73H113ZM136 72V71H135ZM216 72V71H215ZM230 72V71H229ZM234 72V71H233ZM261 72V71H260ZM1 73V72H0ZM14 73V72H13ZM26 73V72H25ZM34 73V72H33ZM90 73V72H89ZM133 72H131V74H132ZM144 73H145V71H144ZM207 73H208V75H207ZM231 73V72H230ZM3 75H8V74H4V73H2ZM1 74V75H2ZM16 74V73H15ZM66 74H68V73H66ZM71 74V73H70ZM73 74V73H72ZM92 74V73H91ZM106 74V73H105ZM122 74V73H121ZM148 74V73H147ZM151 73L149 72V75H150ZM262 74V73H261ZM264 74V73H263ZM24 75V74H23ZM23 75H21V77L23 78L24 76ZM82 75H83V73H82ZM90 75V74H89ZM108 75V74H107ZM118 75V74H117ZM120 75V74H119ZM133 75V74H132ZM211 75V74H210ZM209 75V76H210ZM214 75V74H213ZM231 75V74H230ZM230 75H229V77H230ZM236 75V74H235ZM234 75V76H235ZM255 75V74H254ZM259 75H260V73H259ZM13 76V75H12ZM34 76V75H33ZM74 76V75H73ZM81 76V75H80ZM84 76V75H83ZM91 76V75H90ZM101 76H102V74H101ZM112 76V75H111ZM123 76V75H122ZM138 76V75H137ZM143 76H144V74H143ZM248 76V75H247ZM250 76V75H249ZM257 76V75H256ZM4 77V76H3ZM2 77V78H3ZM10 77V76H9ZM20 77V76H19ZM18 77V78H19ZM20 77V78H21ZM86 77V76H85ZM87 77H89V76H87ZM107 77V76H106ZM121 77V76H120ZM152 77V76H151ZM154 77V76H153ZM156 77V76H155ZM213 77V76H212ZM258 77V76H257ZM1 78V79H2ZM25 78V77H24ZM63 78H64V76H63ZM81 78H83V77H81ZM96 78V77H95ZM94 78V79H95ZM98 78V77H97ZM103 78V77H102ZM122 78V77H121ZM132 78V77H131ZM140 78V77H139ZM210 78V77H209ZM231 78H232V76H231ZM249 78V77H248ZM251 78H252V76H251ZM262 78V77H261ZM264 78V77H263ZM5 81H6V79L5 78H3ZM2 79V81H3V83H4V80ZM12 79V78H11ZM27 79H31L30 77H27ZM34 79H35V76H34ZM88 79V78H87ZM115 79V78H114ZM114 79H112V80H114ZM142 79V78H141ZM156 79V78H155ZM159 79V78H158ZM239 79H240V77H239ZM26 80V79H25ZM33 80V79H32ZM31 80V81H32ZM68 80V79H67ZM70 80V79H69ZM72 80V79H71ZM146 80V79H145ZM22 81H24V80H22ZM29 81V80H28ZM27 80L25 81V82H28ZM34 81V80H33ZM63 81V80H62ZM81 82H82V79L80 80ZM87 80H85V82H86ZM99 81H101V80H99ZM126 81V80H125ZM125 81H123V82H125ZM141 81V80H140ZM210 81V80H209ZM209 81H208V83H209ZM248 81V80H247ZM251 81H253V79L251 80ZM256 81V80H255ZM8 82V81H7ZM15 82H17L18 83V81L17 80H15ZM64 82V81H63ZM73 82V81H72ZM77 82V81H76ZM79 82V81H78ZM81 82H79V84L81 83ZM96 82V81H95ZM103 82H105V81H103ZM107 82V81H106ZM112 82V81H111ZM115 82V81H114ZM122 82V81H121ZM130 82V81H129ZM136 82H138L137 80H136ZM152 82V81H151ZM150 82V83H151ZM200 82V83H199ZM227 82V81H226ZM230 82V81H229ZM237 82V81H236ZM250 82V81H249ZM1 83V82H0ZM10 83V82H9ZM12 84H13V82H11ZM16 83V84H17ZM22 83V82H21ZM20 83V84H21ZM32 83V82H31ZM69 83V82H68ZM88 83V82H87ZM141 83V82H140ZM147 83V82H146ZM209 83V84H210ZM240 83H241V81H240ZM243 83V82H242ZM7 84V83H6ZM20 84H19V86H20ZM70 84V83H69ZM68 84V85H69ZM72 84V83H71ZM78 84V85H79ZM82 84V83H81ZM105 84V83H104ZM107 84V83H106ZM113 84V83H112ZM117 84V83H116ZM120 84V83H119ZM119 84H118V86H119ZM135 84V83H134ZM143 84V83H142ZM228 84H230V83H228ZM238 84V83H237ZM260 84V83H259ZM3 85V84H2ZM7 85H9V84H7ZM6 85V86H7ZM11 85V84H10ZM9 85V89L11 88V86ZM13 85H15V84H13ZM13 85H12V88H14V90H15V87H13ZM30 85V84H29ZM85 85V84H84ZM86 85H88V84H86ZM111 85V84H110ZM114 85V84H113ZM125 85V84H124ZM126 85H127V83H126ZM227 85V84H226ZM231 85V84H230ZM248 85V84H247ZM249 85H251V84H249ZM253 85H255V83L253 84ZM1 86V85H0ZM4 86V85H3ZM17 86V85H16ZM74 86H75V84H74ZM81 86H83V85H81ZM107 86H109L108 84H107ZM170 86V85H169ZM229 86V85H228ZM241 86V85H240ZM244 86V85H243ZM242 86V87H243ZM256 86V85H255ZM261 86H263V85H261ZM22 87V86H21ZM25 87V86H24ZM65 87V86H64ZM105 87V86H104ZM122 87H123V85H122ZM140 87V86H139ZM139 87L137 88V89H139ZM174 87V88H175ZM251 87V86H250ZM2 88V87H1ZM0 88V89H1ZM20 88V87H19ZM26 88V87H25ZM24 88V89H25ZM70 88V87H69ZM73 88H75L76 89V87H73ZM108 88V87H107ZM111 88H113V87H111ZM111 88H109V89H111ZM120 88V87H119ZM141 88H143V87H141ZM231 88V87H230ZM233 88V87H232ZM240 88V87H239ZM252 88V87H251ZM260 88V87H259ZM262 88V87H261ZM3 89V88H2ZM4 89H5V86H4ZM7 89V88H6ZM64 89V88H63ZM74 89V90H75ZM83 89H86L85 87L83 88ZM88 89H89V87H88ZM88 89H86V90H88ZM101 89V88H100ZM109 89H107L108 91H109ZM121 89V88H120ZM124 89H125V87H124ZM247 89V88H246ZM11 90V89H10ZM10 90H6V92L7 91H9L10 92ZM13 89L11 90V92L12 91H14ZM18 90H21V89H18ZM68 90V89H67ZM99 90V89H98ZM102 90H103V88H102ZM101 90V91H102ZM113 90H114V88H113ZM116 90V89H115ZM114 90V91H115ZM119 90V89H118ZM135 90V89H134ZM172 90H174L173 88H172ZM171 90V91H172ZM227 90H229V89H227ZM243 90V89H242ZM248 90V89H247ZM257 90V89H256ZM1 91V90H0ZM70 91V90H69ZM72 91V90H71ZM95 91V90H94ZM104 91V90H103ZM102 91V92H103ZM132 91V90H131ZM223 91H225V90H223ZM243 91H245V90H243ZM242 91V92H243ZM250 91H252V90H250ZM249 91V92H250ZM5 92V93H6ZM9 92H7V93H9ZM32 92V91H31ZM59 92V91H58ZM78 92V91H77ZM86 92H88V91H86ZM92 92V91H91ZM105 92V91H104ZM119 92H121V91H119ZM119 92H117V95H118V93ZM173 92V91H172ZM227 92V91H226ZM231 92V91H230ZM239 92V91H238ZM247 92V91H246ZM248 92V93H249ZM259 92V91H258ZM3 93V92H2ZM5 93H4V95H5ZM12 93H14V92H12ZM12 93H9V94H12ZM72 93H74V91L73 92H71V94ZM81 93V92H80ZM93 93V92H92ZM96 93V92H95ZM99 93H100V91H99ZM98 93V94H99ZM107 93V92H106ZM131 93V92H130ZM130 93L128 92L127 94L128 95H130ZM134 93V92H133ZM174 93V92H173ZM223 93V92H222ZM241 93V92H240ZM239 93V94H240ZM244 93V92H243ZM260 93V92H259ZM16 94V93H15ZM28 94V93H27ZM60 94V93H59ZM77 94V93H76ZM124 94V93H123ZM229 94V93H228ZM246 94V93H245ZM254 94H256L255 93V91H254ZM25 95H26V93H25ZM33 95V94H32ZM68 95V94H67ZM93 95V94H92ZM95 95V94H94ZM93 95V96H94ZM97 95V94H96ZM95 95V96H96ZM101 95H104V93L103 94H101ZM100 95V96H101ZM107 95V94H106ZM115 95H116V91H115ZM173 95V94H172ZM230 95V94H229ZM236 95V94H235ZM234 95V96H235ZM237 95H238V93H237ZM242 95V94H241ZM244 95V94H243ZM251 95H252V92H251ZM0 96H3V95H0ZM18 96V95H17ZM16 96V98H18ZM60 96V95H59ZM69 96V95H68ZM75 96V95H74ZM94 96V97H95ZM119 96H120V94H119ZM127 96V95H126ZM225 96V95H224ZM234 96H232V97H234ZM247 96V95H246ZM245 96V97H246ZM94 97L92 98L91 97V99L93 100L94 99ZM98 97V96H97ZM95 98V99H97L96 101H99L98 100V98ZM103 97V96H102ZM105 97V96H104ZM110 97V96H109ZM109 97H108V99H109ZM112 97H113V95H112ZM118 97V96H117ZM117 97H116V99H117ZM132 97V96H131ZM138 97L139 96H137V99H138ZM164 97V98H165ZM169 97V96H168ZM220 97H221V95H220ZM219 97V99L221 100V98ZM223 97V96H222ZM226 97H227V95H226ZM230 98H231V96H229ZM228 97V98H229ZM253 97H255V95L253 96ZM253 97H252V99L251 100H253ZM258 97H259V95H258ZM258 97H256V98H258ZM1 98V97H0ZM3 98V97H2ZM4 98H5V96H4ZM7 98H8V96H7ZM16 98H15V100H16ZM21 98V97H20ZM24 98H25V96H24ZM24 98H21V99H23L24 100ZM29 98V97H28ZM65 98V97H64ZM70 98V97H69ZM69 98H67V99H69ZM72 98V97H71ZM80 98V97H79ZM111 98V97H110ZM120 98V97H119ZM140 99H141V96L139 97ZM163 98V100H166V99H164ZM224 98V97H223ZM240 98V97H239ZM248 98H250V97H248ZM255 98V99H256ZM11 99V98H10ZM27 99V98H26ZM66 99V98H65ZM104 99V98H103ZM121 99V98H120ZM124 99H125V97H124ZM127 99V98H126ZM143 99V98H142ZM170 99H171V97H170ZM242 99H243V97H242ZM246 99V98H245ZM244 99V100H245ZM13 100V99H12ZM11 100V101H12ZM32 99H30V101H31ZM80 100V99H79ZM78 100V101H79ZM86 100V99H85ZM84 100V101H85ZM130 100V99H129ZM133 100V99H132ZM162 100V99H161ZM160 100V101H161ZM219 100V101H220ZM226 100V99H225ZM230 100V99H229ZM234 100V99H233ZM250 100V101H251ZM258 100V99H257ZM260 100L261 101H263L261 98H260ZM259 100V101H260ZM1 101H6V100H0V102ZM9 101V100H8ZM7 101V102H8ZM19 101H20V99H19ZM36 101V100H35ZM41 101V100H40ZM73 101V100H72ZM77 101V100H76ZM89 101V100H88ZM102 101H106V100H102ZM123 101V100H122ZM167 101H170L169 99L167 100ZM246 101H247V99H246ZM258 101V102H259ZM13 102V101H12ZM27 102V100L25 101V103ZM37 102V101H36ZM39 102V101H38ZM92 102V101H91ZM112 101H110V103H111ZM114 102V101H113ZM124 102L126 103V101L124 100ZM157 102V101H156ZM224 102V101H223ZM237 102V101H236ZM241 102V101H240ZM256 102V101H255ZM254 102V103H255ZM5 103V102H4ZM14 103V102H13ZM17 103H19V102H17ZM20 103H21V101H20ZM24 103V104H25ZM29 102H27V104H28ZM35 103V102H34ZM64 103V102H63ZM66 103V102H65ZM81 103V102H80ZM87 103V102H86ZM85 102H84V104H86ZM121 103H123V102H120L119 104H121ZM132 103V102H131ZM133 103H135V102H133ZM132 103V104H133ZM140 103V102H139ZM141 103H142V105H143V102L141 101ZM153 103V102H152ZM155 103V102H154ZM161 103V102H160ZM162 103H167V102H162ZM162 103H161V106H162ZM189 103H191V102H189ZM188 103V104H189ZM234 103V102H233ZM257 103V102H256ZM255 103V104H256ZM260 103V102H259ZM1 104H2V102H1ZM11 104V103H10ZM16 104V103H15ZM22 104V103H21ZM38 104V103H37ZM37 104L35 103V108H36V106H37ZM41 104V103H40ZM61 104V103H60ZM68 104V103H67ZM70 104V103H69ZM90 104V103H89ZM107 104V103H106ZM105 104V105H106ZM115 104L117 105V103L115 102ZM124 104V103H123ZM129 104H130V102H129ZM148 104H150V103H148ZM158 104H159V102H158ZM187 104V105H188ZM191 104V105H192ZM216 104V103H215ZM223 104V103H222ZM225 104V103H224ZM235 104H237V103H235ZM234 104V105H235ZM255 104H253V106H255ZM9 105V104H8ZM58 105V104H57ZM76 105V104H75ZM88 104H86V107H88L87 106ZM108 105V104H107ZM112 105V104H111ZM128 105V104H127ZM136 105V104H135ZM134 105V106H135ZM139 105V104H138ZM142 105H140V106H142ZM155 105H157V104H155ZM164 105V104H163ZM217 105V104H216ZM231 105H233V104H231ZM239 105H241V104H239ZM243 105V104H242ZM258 105V104H257ZM4 106V105H3ZM17 106V105H16ZM30 106V105H29ZM28 106V107H29ZM33 106V105H32ZM47 106V105H46ZM61 106H63V105H61ZM78 106V105H77ZM132 106V105H131ZM130 106V107H131ZM145 106V105H144ZM154 106V105H153ZM158 106V105H157ZM157 106L156 107H154V108H157ZM166 105H164V107H165ZM167 106H168V104H167ZM173 106H175L174 104H173ZM176 106V107H177ZM190 106V105H189ZM226 106V105H225ZM261 106V105H260ZM262 106H264V104L262 105ZM2 107V106H1ZM9 107H10V105H9ZM9 107H6L7 109L9 108ZM23 107V106H22ZM65 107V106H64ZM104 107V106H103ZM117 107H118V105H117ZM116 107V108H117ZM121 107V106H120ZM127 107V106H126ZM125 107V108H126ZM129 107V108H130ZM133 107V106H132ZM152 107V106H151ZM150 107V108H151ZM159 107H160V104H159ZM204 107H203V109H204ZM222 107V106H221ZM228 108H229V106H227ZM248 107V106H247ZM252 107V106H251ZM257 107V106H256ZM13 108V110L14 109H16L17 108V110H18V107H16V108H14V107H12ZM48 108V107H47ZM58 108H60V107H58ZM62 108V107H61ZM66 108V107H65ZM78 108H80L79 106H78ZM89 108V107H88ZM85 109V111L86 110H90V109ZM92 108V107H91ZM102 108V107H101ZM115 107H114V109H116ZM119 108V107H118ZM124 108V107H123ZM137 108V107H136ZM149 108V107H148ZM147 108V109H148ZM153 108V109H154ZM162 108V107H161ZM167 108V107H166ZM170 108V107H169ZM202 108V107H201ZM214 108V107H213ZM230 108H231V106H230ZM1 109V108H0ZM20 109V108H19ZM24 109V108H23ZM23 109H21V110H23ZM26 109V108H25ZM29 108H27V110H28ZM30 109H31V106H30ZM37 109V108H36ZM72 109V108H71ZM75 109V108H74ZM103 109V108H102ZM106 109V108H105ZM108 109V108H107ZM120 109V108H119ZM131 109V108H130ZM164 109V108H163ZM193 109V108H192ZM199 109H200V107H199ZM219 110H220V108H218ZM222 109H223V107H222ZM245 109V108H244ZM259 109H260V107H259ZM263 109H264V107H263ZM2 110V109H1ZM8 110H10V109H8ZM12 110V111H13ZM16 110V111H17ZM79 110V109H78ZM110 110V109H109ZM108 110V111H109ZM127 110V109H126ZM129 110V109H128ZM133 110V109H132ZM151 110H152V108H151ZM151 110H148V112L149 111H151ZM157 110H158V108H157ZM162 110V109H161ZM166 110V109H165ZM194 110V109H193ZM192 110V111H193ZM241 110H243V109H241ZM3 111H6V110H3ZM2 111V112H3ZM15 111V112H16ZM29 111V110H28ZM35 111H37V110H32L31 112H33L32 114H34V112ZM60 111V110H59ZM69 111V110H68ZM76 111V110H75ZM75 111H73V112H75ZM81 111V110H80ZM94 111V110H93ZM97 111V110H96ZM107 111V112H108ZM114 111V110H113ZM124 111V110H123ZM129 111H131V110H129ZM129 111H127V112H129ZM137 111V110H136ZM136 111H134L133 110V112L135 113ZM140 111H142L141 109H140ZM139 111V112H140ZM147 111V110H146ZM170 111H171V109H170ZM203 111V110H202ZM207 111V110H206ZM216 111V110H215ZM218 111V110H217ZM221 111H223V110H221ZM229 111V110H228ZM253 111V110H252ZM252 111H251V113H252ZM8 112V111H7ZM6 112V113H7ZM9 112H11V111H9ZM8 112V113H9ZM14 112V111H13ZM13 112L11 113V114H13ZM14 112V113H15ZM21 111H19V113H20ZM27 112V111H26ZM31 112H29V114L31 113ZM82 112H83V110H82ZM121 112V111H120ZM120 112H118V113H120ZM138 112V111H137ZM136 112V113H137ZM189 111H187V113H188ZM209 112V111H208ZM220 112V111H219ZM250 112V111H249ZM255 112V111H254ZM257 112H259V110H257ZM18 113V114H19ZM23 113V112H22ZM28 113V112H27ZM39 113V112H38ZM90 113V112H89ZM109 114H110V112H108ZM115 113V112H114ZM117 113V112H116ZM125 113H126V111H125ZM131 112H129V114H130ZM134 113H133V115H134ZM152 113H154V111L152 112ZM159 113H160V111H159ZM161 113H162V111H161ZM206 113V112H205ZM212 113H213V110H212ZM222 113H224V112H222ZM227 113V112H226ZM245 113V111L243 112V114ZM248 113V112H247ZM250 113V114H251ZM3 114H5V113H3ZM21 114V113H20ZM49 114V113H48ZM61 114V113H60ZM75 114V113H74ZM84 114V113H83ZM103 114H104V112H103ZM109 114H108V116H109ZM120 114H123V112L122 113H120ZM119 114V115H120ZM129 114H127L126 113V115H129ZM144 114V113H143ZM164 114V113H163ZM169 114V113H168ZM196 114V113H195ZM198 114V113H197ZM204 114V113H203ZM211 114V113H210ZM214 114H216L217 115V112L216 113H214ZM9 115H10V113H9ZM14 115V114H13ZM13 115H10V116H13ZM31 115V114H30ZM40 115V114H39ZM62 115H63V112H62ZM67 115V114H66ZM76 115H77V112H76ZM81 115V114H80ZM89 115V114H88ZM100 115V114H99ZM105 115H107V114H105ZM104 115V117H106ZM141 115V114H140ZM145 115V114H144ZM148 115V114H147ZM158 115V114H157ZM171 115V114H170ZM207 114H205V116H206ZM1 116V115H0ZM15 116V115H14ZM13 116V117H14ZM27 116H29V115H27ZM38 116V115H37ZM36 116V117H37ZM79 116V115H78ZM87 116V115H86ZM94 116H96V114L94 115ZM111 116V115H110ZM113 116V115H112ZM115 116V118H118V117H116V115H114ZM130 116V115H129ZM149 116H151V115H149ZM159 116L160 115H158V118H159ZM163 116H167V115H163ZM205 116H203V117H205ZM227 116V115H226ZM237 116H240V115H237ZM243 116V115H242ZM246 116V115H245ZM263 116V115H262ZM18 117V116H17ZM21 117H22V115H21ZM34 117H35V115H34ZM42 117V116H41ZM61 117V116H60ZM88 117V116H87ZM93 117V116H92ZM91 117V118H92ZM120 117V116H119ZM123 117V116H122ZM128 117V116H127ZM135 117V119H136V115L134 116ZM143 117V116H142ZM170 117V116H169ZM217 117V116H216ZM264 117V116H263ZM11 118V117H10ZM19 118H20V116H19ZM23 119L24 118H26V117H22ZM31 118H32V116L30 117V120H31ZM81 118H82V116H81ZM99 118H100V116H99ZM109 119H110V117H108ZM113 118V117H112ZM131 118H133L132 116H131ZM137 118H140L139 116H138V114H137ZM154 118H155V115H154ZM161 118V117H160ZM168 118V117H167ZM166 117H165V120L167 119ZM202 118V117H201ZM260 118H261V116H260ZM1 119V118H0ZM34 119V118H33ZM67 119V118H66ZM78 119V118H77ZM86 119V118H85ZM89 119V118H88ZM94 119V118H93ZM101 119H102V117H101ZM120 119V118H119ZM122 119V118H121ZM143 119H144V117H143ZM152 119H153V117H152ZM162 119H163V117H162ZM162 119L160 120V121H162ZM241 119V118H240ZM243 119V118H242ZM247 119V118H246ZM257 119V118H256ZM264 119V118H263ZM13 120H15L14 122L15 123H17L16 122V117H14V119ZM35 120V119H34ZM84 120V119H83ZM91 120V119H90ZM97 120V119H96ZM113 120V119H112ZM118 120V119H117ZM125 120H129L128 118L126 119L125 118ZM132 120V119H131ZM141 120V119H140ZM149 120V119H148ZM210 120V119H209ZM253 120V119H252ZM3 121V120H2ZM6 121V120H5ZM11 121V120H10ZM23 121V120H22ZM26 121V120H25ZM37 120H35V122H36ZM67 121V120H66ZM65 121V123H68V121L66 122ZM71 121H72V119H71ZM92 121V120H91ZM98 121V120H97ZM97 121H95V123H97ZM109 121V120H108ZM115 121V120H114ZM135 121V120H134ZM139 121V120H138ZM145 121V120H144ZM144 121H141V122H144ZM153 121H158V119L156 118V120H154L153 119ZM202 121V120H201ZM257 121V120H256ZM12 122V121H11ZM10 122V123H11ZM13 122V123H14ZM21 122V121H20ZM37 122H40V121H37ZM45 122H46V120H45ZM64 122V121H63ZM104 122V121H103ZM123 122H124V120H123ZM129 122H130V120H129ZM132 122V121H131ZM130 122V123H131ZM146 122V121H145ZM151 122V121H150ZM149 122V123H150ZM165 122V121H164ZM167 122V121H166ZM212 122V121H211ZM27 123H28V121H27ZM49 123V122H48ZM61 123V122H60ZM59 123V124H60ZM72 123H74V122H72ZM84 123V122H83ZM112 123V122H111ZM119 122H117V124H118ZM122 123V122H121ZM120 123V124H121ZM158 123H160V122H158ZM169 123V122H168ZM32 124H34V123H32ZM38 124V123H37ZM71 124V123H70ZM85 124V123H84ZM89 124V123H88ZM87 124V125H88ZM128 124V123H127ZM140 124H142V123H140ZM157 124V123H156ZM170 124V123H169ZM204 124V123H203ZM206 124V123H205ZM209 123H207V125H208ZM80 125L82 126V124H81V122H80ZM86 125V124H85ZM91 125V124H90ZM94 125V124H93ZM99 125V124H98ZM114 125V124H113ZM116 125V124H115ZM122 125V124H121ZM124 125V124H123ZM122 125V126H123ZM135 125V124H134ZM144 125V124H143ZM147 125V124H146ZM152 125H153V123H152ZM151 125V126H152ZM161 125V124H160ZM162 125H163V121H162ZM161 125V126H162ZM166 125V124H165ZM173 125V124H172ZM206 125V126H207ZM210 125V124H209ZM250 125V124H249ZM254 125H255V123H254ZM259 125V124H258ZM262 125V124H261ZM8 126V125H7ZM32 126V125H31ZM31 126H29V127H31ZM42 126H44V125H42ZM41 126V127H42ZM60 126H62V124L60 125ZM64 126V125H63ZM73 126V125H72ZM84 126V125H83ZM101 126V125H100ZM108 126H109V124H108ZM111 126H112V124H111ZM148 126V125H147ZM150 126V125H149ZM154 126H155V123H154ZM160 126V127H161ZM170 126L171 125H169V128H170ZM204 126V125H203ZM211 126V125H210ZM252 126V125H251ZM9 127V126H8ZM10 127H13V126H10ZM15 127H16V125H15ZM37 127V126H36ZM35 127V128H36ZM51 127V126H50ZM50 127H48V128H50ZM68 127V125L66 126V128ZM69 127H71V126H69ZM74 128H75V126H73ZM84 127H88V126H84ZM91 127V126H90ZM89 127V128H90ZM94 127V126H93ZM114 127V126H113ZM128 127V126H127ZM136 127V126H135ZM153 127V126H152ZM152 127L150 128V129H152ZM166 127V126H165ZM168 127V126H167ZM172 127V126H171ZM249 127V126H248ZM262 127V126H261ZM43 129H44V127H42ZM56 128V127H55ZM61 128V127H60ZM109 128V127H108ZM107 128V129H108ZM114 128H118V127H114ZM114 128H111V129H114ZM121 128V127H120ZM147 128V127H146ZM154 128V127H153ZM164 128V127H163ZM169 128H168V130H169ZM175 127L173 126V129H174ZM177 128V127H176ZM249 128H251V127H249ZM14 130H15V128H13ZM12 129V130H13ZM18 129V128H17ZM32 129V128H31ZM34 129V128H33ZM38 129V128H37ZM62 129H64L63 127H62ZM91 129V128H90ZM93 129V128H92ZM94 129H96V128H94ZM106 129V130H107ZM126 129V128H125ZM128 129V128H127ZM143 129H144V127H143ZM155 129H156V127H155ZM158 129V128H157ZM161 129V128H160ZM172 129V130H173ZM216 129V128H215ZM222 129V128H221ZM256 129V128H255ZM1 130V129H0ZM35 130V129H34ZM61 130V129H60ZM104 130L105 129H103V132H102V134L104 133ZM114 130H116V129H114ZM118 130H119V128H118ZM121 130V129H120ZM124 130V129H123ZM133 130V129H132ZM136 130V129H135ZM148 130H149V128H148ZM176 130V129H175ZM244 130V129H243ZM3 131V130H2ZM18 130H16V132H17ZM61 131H63V130H61ZM65 131V130H64ZM71 131V130H70ZM85 131V130H84ZM97 131H99V130H97ZM96 131V132H97ZM108 131V130H107ZM147 131V130H146ZM150 131V130H149ZM163 131H167V130H163ZM180 131V130H179ZM179 131H178V133H179ZM247 131V130H246ZM259 131V130H258ZM257 131V132H258ZM19 132V131H18ZM28 132V131H27ZM42 132V131H41ZM41 132H39V134L41 133ZM43 132H44V130H43ZM55 132V131H54ZM53 132V133H54ZM78 132H79V130H78ZM82 132V131H81ZM80 132V133H81ZM95 132V133H96ZM126 132H127V130H126ZM134 132H136V131H134ZM144 132V131H143ZM150 132H152V131H150ZM154 132V131H153ZM236 132H238V131H236ZM1 134H2V132H0ZM20 133V132H19ZM24 133H26V132H24ZM57 133V132H56ZM66 133H68V132H66ZM73 133V132H72ZM100 133V132H99ZM107 133V132H106ZM115 133V132H114ZM123 133H124V131H123ZM141 133V132H140ZM145 133V132H144ZM143 133V134H144ZM149 133V132H148ZM157 133V132H156ZM163 133V132H162ZM216 133V132H215ZM223 133V132H222ZM253 133V132H252ZM251 133V134H252ZM15 134V133H14ZM29 134V133H28ZM33 134H35V133H32V134H30V135H33ZM36 134H38V133H36ZM50 134H51V132H50ZM60 134H63V133H60ZM71 134V133H70ZM91 134H93V133H91ZM133 134V133H132ZM142 134V135H143ZM147 134V133H146ZM154 134V133H153ZM165 134V133H164ZM173 135H174V132L172 133ZM177 134V133H176ZM210 134V133H209ZM219 134V133H218ZM249 134V133H248ZM256 134V133H255ZM258 134V133H257ZM261 134V133H260ZM18 135V134H17ZM26 135V134H25ZM48 135V134H47ZM84 135H85V133H84ZM87 135V134H86ZM85 135V136H86ZM106 135V134H105ZM125 135V134H124ZM127 135V134H126ZM131 135V134H130ZM138 135H139V133H138ZM155 135V134H154ZM166 135V134H165ZM168 135H169V133H168ZM178 135H181L180 133L178 134ZM221 135V134H220ZM5 136V135H4ZM8 136H10V135H8ZM20 136H21V134H20ZM23 136H24V134H23ZM41 136V135H40ZM49 136V135H48ZM56 137H57V135H55ZM62 136V135H61ZM61 136H58V138H60ZM64 136V135H63ZM62 136V137H63ZM69 136V135H68ZM74 136V135H73ZM81 136V135H80ZM116 136V135H115ZM120 136V135H119ZM129 136V135H128ZM135 136V135H134ZM149 136V135H148ZM203 136V135H202ZM201 136V137H202ZM219 136V135H218ZM217 136V137H218ZM223 136V135H222ZM3 137V136H2ZM22 137V136H21ZM25 137V136H24ZM28 137V136H27ZM33 137V136H32ZM31 137V138H32ZM35 137V136H34ZM42 137V136H41ZM65 137V136H64ZM91 137V136H90ZM93 137V136H92ZM91 137V138H92ZM101 137H103V135L101 136ZM105 137V136H104ZM109 137V136H108ZM107 137V138H108ZM123 137V136H122ZM130 137V136H129ZM140 138V137H138V136H135V138ZM177 137V136H176ZM198 137V136H197ZM209 137H210V135H209ZM262 137H264V136H262ZM16 138V137H15ZM19 138V137H18ZM26 138V137H25ZM30 138V139H31ZM39 138V137H38ZM52 138H53V136H52ZM55 138V137H54ZM66 138H67V136H66ZM71 138V137H70ZM78 138V137H77ZM81 138V137H80ZM106 138V139H107ZM113 139H115L114 137H112ZM117 138V137H116ZM124 138V137H123ZM126 138V137H125ZM131 138V137H130ZM250 138V137H249ZM260 138V137H259ZM258 138V139H259ZM0 139H2L1 137H0ZM27 139V138H26ZM35 139V138H34ZM34 139H33V141H34ZM37 139V138H36ZM39 139H41V138H39ZM42 139H43V137H42ZM42 139H41V141H42ZM49 139H51V137L49 138ZM57 139V138H56ZM84 139V138H83ZM120 139H121V137H120ZM127 140H128V138H126ZM141 139V138H140ZM143 139H144V142H145V144H146V147H147V149H149V151H151L152 153H154L156 156H160L159 154H161L160 152L163 150H161L160 151V149H159V147H158V145H157V143H156V140H154V138L152 139V137L151 138H149V137H147V136H143ZM161 139H163V138H161ZM160 139V140H161ZM171 139V138H170ZM201 139V138H200ZM212 139V138H211ZM218 139H219V137H218ZM235 139V138H234ZM257 139V140H258ZM3 140L5 141V139L3 138ZM21 140V139H20ZM23 140V139H22ZM44 140V139H43ZM61 140H62V138H61ZM81 140V139H80ZM86 140V139H85ZM90 140V139H89ZM95 140V139H94ZM104 140V139H103ZM127 140H125V141H127ZM204 140V139H203ZM202 140V141H203ZM248 140V139H247ZM254 140V139H253ZM10 141V140H9ZM13 141V140H12ZM16 141V140H15ZM19 141V140H18ZM27 141H28V139H27ZM79 141V140H78ZM97 141V140H96ZM111 141H113V140H111ZM124 141V140H123ZM131 140H129L128 142H130ZM177 141V140H176ZM179 141V140H178ZM188 141V140H187ZM201 141V140H200ZM217 141V140H216ZM239 141V140H238ZM249 141V140H248ZM261 141H262V139H261ZM3 141H1V143H2ZM29 142H31V141H29ZM28 142V143H29ZM84 142V141H83ZM82 142V143H83ZM86 142H88V141H86ZM108 141H106V143H107ZM110 142V141H109ZM119 142V141H118ZM117 142V146L120 144V143H118ZM122 142V141H121ZM136 142V141H135ZM159 142V141H158ZM161 142V141H160ZM164 142V141H163ZM166 142H168V141H166ZM166 142H165V144H166ZM180 142V141H179ZM184 142V141H183ZM243 142V141H242ZM247 142V141H246ZM249 142H251V141H249ZM7 143V142H6ZM11 143V142H10ZM18 143V142H17ZM25 143H27V142H25ZM27 143V144H28ZM33 143V142H32ZM35 143H37V142H35ZM45 143V142H44ZM81 143V144H82ZM85 143V142H84ZM125 143V142H124ZM229 143V142H228ZM12 144V143H11ZM23 144V143H22ZM47 144V143H46ZM65 144V143H64ZM87 144V143H86ZM95 144V143H94ZM128 145H132L133 144V142H132V144H130V143H127ZM141 144V143H140ZM144 144V143H143ZM143 144H141V145H143ZM164 144V145H165ZM169 144H170V142H169ZM171 144H173L172 142H171ZM191 144H194L193 142L191 143ZM220 144V143H219ZM235 144L236 143H234V146H235ZM244 144V143H243ZM264 144V141H263V143L261 144V145H263ZM1 145V144H0ZM18 145H19V143H18ZM24 145V144H23ZM26 145V144H25ZM30 145H32V144H30ZM33 145H34V143H33ZM62 145V144H61ZM91 145V144H90ZM113 145V144H112ZM121 145H123V144H121ZM125 145V144H124ZM133 145H135V144H133ZM132 145V146H133ZM160 145H161V143H160ZM164 145H162V147L164 146ZM174 145V144H173ZM176 145V144H175ZM184 145V144H183ZM221 145V144H220ZM246 145H248V144H246ZM252 145V144H251ZM4 146V145H3ZM35 146V145H34ZM46 146V145H45ZM49 146V145H48ZM104 146V145H103ZM169 146V145H168ZM208 146V145H207ZM219 146V145H218ZM228 146V145H227ZM242 146V145H241ZM245 146V145H244ZM264 146V145H263ZM5 147V146H4ZM4 147H2V151H3V149H4ZM24 147V146H23ZM27 147H29V145L27 146ZM38 147V146H37ZM42 147H43V145H42ZM47 147V146H46ZM59 147V146H58ZM76 147V146H75ZM126 147V146H125ZM136 147V146H135ZM143 147H145V145L143 146ZM143 147H141V148H143ZM176 147V146H175ZM188 147H189V145H188ZM199 147V146H198ZM221 147V146H220ZM6 148V147H5ZM15 148V147H14ZM16 148H17V145H16ZM20 148H21V146H20ZM30 148H33V147H30ZM29 148V149H30ZM35 148V147H34ZM41 148V147H40ZM52 148V147H51ZM64 148V147H63ZM65 148H66V146H65ZM73 148V147H72ZM86 148H87V146H86ZM96 148V147H95ZM104 148V147H103ZM131 148V147H130ZM166 148V147H165ZM174 148V147H173ZM192 148H194V147H192ZM201 148V147H200ZM222 148V147H221ZM233 148V147H232ZM256 148V147H255ZM259 148V147H258ZM25 149H26V147H25ZM37 149V148H36ZM49 149V148H48ZM56 149H57V147H56ZM91 149V148H90ZM111 149V148H110ZM138 149V148H137ZM146 149V148H145ZM147 149H146V152H148L147 151ZM169 149V148H168ZM167 149V150H168ZM186 148H184V150H185ZM198 149V148H197ZM203 149V148H202ZM217 149V148H216ZM216 149H214V150H216ZM241 149V148H240ZM249 149H251V147L249 148ZM4 150H9L8 148L7 149H4ZM10 150H12V149H10ZM9 150V151H10ZM16 149H14L13 151H15ZM19 149H17L16 150V152L18 151ZM21 150H23L22 148H21ZM38 150V149H37ZM40 150V149H39ZM45 150V149H44ZM81 150H82V148H81ZM101 150V149H100ZM112 150V149H111ZM172 150V149H171ZM183 150V149H182ZM213 149H211V151H212ZM213 150V151H214ZM242 150H243V148H242ZM1 151V150H0ZM25 151V150H24ZM33 151H35V150H33ZM116 151V150H115ZM135 151V150H134ZM143 151H144V148H143ZM164 151V150H163ZM173 151H175V150H173ZM191 151V150H190ZM227 151V150H226ZM240 151V150H239ZM250 151V150H249ZM6 152V151H5ZM15 152V153H16ZM20 152H22V151H20ZM32 152V151H31ZM36 152V151H35ZM44 152V151H43ZM50 152V151H49ZM56 152V151H55ZM82 152V151H81ZM106 152H108V151H106ZM106 152H104V153H106ZM140 152V151H139ZM142 152V151H141ZM165 152H167V151H164V154H165ZM220 152V151H219ZM231 152V151H230ZM234 152V151H233ZM243 152V151H242ZM10 153H11V151H10ZM23 153V152H22ZM38 153V152H37ZM41 153V152H40ZM39 153V154H40ZM77 153V152H76ZM90 153V152H89ZM163 153V152H162ZM173 153V152H172ZM178 153V152H177ZM184 153H186V152H184ZM205 153V152H204ZM204 153H202L203 154V156H205L206 157V155L204 154ZM209 153V152H208ZM208 153H206V154H208ZM225 153V152H224ZM228 155H229V153L228 152H226ZM225 153V154H226ZM8 154V153H7ZM7 154H5V155H7ZM12 154V153H11ZM19 154V153H18ZM24 154H26V153H24ZM30 154V153H29ZM36 154V153H35ZM42 154V153H41ZM45 154V153H44ZM44 154H42V156L44 155ZM79 154V153H78ZM77 154V156H79ZM81 154V153H80ZM99 154V153H98ZM129 154V153H128ZM133 154H135V153H133ZM174 154H175V152H174ZM188 154V153H187ZM197 154H198V151H197ZM196 154V155H197ZM200 154V153H199ZM201 154V155H202ZM214 154V153H213ZM256 154V153H255ZM254 154V155H255ZM14 155V157H16V155L15 154H13ZM32 155L33 154H31V156L30 157H32ZM50 154L48 153V156H49ZM58 155V154H57ZM82 155V154H81ZM86 155V154H85ZM91 155V154H90ZM89 155V156H90ZM108 155V154H107ZM116 155V154H115ZM148 155H150V154H148ZM182 155V154H181ZM180 155V156H181ZM192 155V154H191ZM191 155H189V156H191ZM217 154H215V156H216ZM222 156H224L223 155V153L221 154ZM236 155V154H235ZM239 155V154H238ZM1 157H4L5 158V156H2V155H0ZM11 155H9V157H10ZM25 156V155H24ZM26 156H28V155H26ZM25 156V157H26ZM28 156V157H29ZM39 156V155H38ZM45 156H47V155H45ZM56 156V155H55ZM76 156V157H77ZM84 156V155H83ZM138 156V155H137ZM137 156H135L134 155V157L137 159ZM152 155H150V157H151ZM162 156V155H161ZM171 156V155H170ZM177 156V155H176ZM185 156V155H184ZM195 156V155H194ZM218 156V155H217ZM242 156V155H241ZM8 157V158H9ZM13 157V156H12ZM18 157V156H17ZM19 157H21V156H19ZM34 157H36V155L34 156ZM73 157V156H72ZM75 157V156H74ZM91 157H93V156H91ZM96 157V156H95ZM108 157V156H107ZM112 157V156H111ZM118 157V156H117ZM116 157V158H117ZM145 157V156H144ZM143 157V158H144ZM149 157V158H150ZM201 157V156H200ZM212 157V156H211ZM229 157V156H228ZM228 157H217L218 158V161L216 162V167H214L215 168V179L214 180H212V179H208V178H200V176H199V174H195L194 176H195V178L192 180L193 182V185H195V184H199V183H201L202 184V187H205V188H207V189H211V193L213 192L214 193V191H212V188H215V189H217V191H218V188L221 186V185H223V184H225V185H228V186H242L243 188H244V192H245V194H244V200H243V202H242V204H244L245 206H253V207H255V209H254V211H255V213L256 212H261V210H262V205H260L259 204V202H258V200H259V195L261 194V191H260V189H258V188H254V189H251V188H249L248 187V185H247V183H246V181H244V180H242V178H241V175H240V173L239 174H237V170L236 169H238V166H239V163H238V161L235 159V157H237V156H235L234 157V155H233V157L234 158H232L231 156L228 158ZM7 158V157H6ZM39 159H40V157H38ZM60 158V157H59ZM59 158H57V159H59ZM67 159H68V157H66ZM167 158V157H166ZM175 158H177V157H175ZM181 158V157H180ZM183 158V157H182ZM196 158V157H195ZM208 159H209V156L207 157ZM258 158V157H257ZM13 159V158H12ZM17 159H19V158H17ZM29 159V158H28ZM32 159V158H31ZM36 159V158H35ZM34 159V160H35ZM52 159V158H51ZM81 159V158H80ZM94 159V158H93ZM114 159V158H113ZM112 159V160H113ZM121 159V158H120ZM145 159V158H144ZM154 159V158H153ZM152 159V160H153ZM162 159V158H161ZM168 159V158H167ZM174 159V158H173ZM197 159V158H196ZM214 159V158H213ZM212 159V160H213ZM238 159H240L239 157H238ZM252 159H253V157H252ZM261 159H263V158H261ZM10 160V159H9ZM20 160H22V159H20ZM19 160V161H20ZM24 160V159H23ZM61 160V162H63L62 161V159H60ZM100 160V159H99ZM111 160V161H112ZM122 160V159H121ZM155 160V159H154ZM153 160V161H154ZM178 160H179V158H178ZM182 160V159H181ZM211 160V161H212ZM251 160V159H250ZM249 160V161H250ZM26 161H27V158H26ZM30 161V160H29ZM33 161V160H32ZM37 161H38V159H37ZM46 161V160H45ZM57 161H59V160H56V161H52V162H54L53 164H56L55 162H57ZM68 161V160H67ZM80 161V160H79ZM91 161H92V159H91ZM101 161V160H100ZM125 161V160H124ZM132 161V160H131ZM136 161H138V160H136ZM140 161V160H139ZM142 161V160H141ZM140 161V162H141ZM148 161V160H147ZM162 161H164V160H162ZM172 161V160H171ZM247 161V160H246ZM22 162V161H21ZM23 162H25V161H23ZM28 162V161H27ZM49 162V161H48ZM61 162H59V163H61ZM64 162H65V160H64ZM134 162V161H133ZM145 162H146V160H145ZM180 162V161H179ZM178 162V163H179ZM188 162H190V160L188 161ZM187 162V163H188ZM197 162H199V160L197 161ZM248 162V161H247ZM261 162V161H260ZM26 163V162H25ZM30 163V162H29ZM28 163V164H29ZM34 163V162H33ZM44 163H46V162H44ZM51 163V162H50ZM75 163V162H74ZM93 163V162H92ZM102 163H104V162H102ZM107 163H109V161L107 162ZM112 163H113V161H112ZM119 163V162H118ZM126 163V162H125ZM138 163V162H137ZM149 163V162H148ZM155 163H156V160H155ZM159 163V162H158ZM161 163V162H160ZM177 163V164H178ZM205 163V162H204ZM214 163V162H213ZM246 163V162H245ZM251 163V162H250ZM258 163V162H257ZM256 163V164H257ZM32 164V163H31ZM34 164H36V163H34ZM38 164V163H37ZM43 164V163H42ZM58 164V163H57ZM56 164V165H57ZM65 164V163H64ZM67 164V163H66ZM71 164V163H70ZM76 164H77V161H76ZM88 164V163H87ZM123 164V163H122ZM197 164V163H196ZM206 164V163H205ZM215 164V163H214ZM253 164V163H252ZM252 164H247V165H252ZM261 164V163H260ZM25 165V164H24ZM55 165V166H56ZM59 165V164H58ZM57 165V166H58ZM77 165H81V164H77ZM76 165V166H77ZM91 165V164H90ZM116 165V164H115ZM114 165V166H115ZM135 165V164H134ZM150 165H151V163H150ZM204 165V164H203ZM211 165V164H210ZM245 165V164H244ZM243 165V166H244ZM21 166V165H20ZM32 166V165H31ZM38 166V165H37ZM40 166H42V165H40ZM44 166V165H43ZM46 166V165H45ZM50 166V165H49ZM56 166V167H57ZM59 166H61V165H59ZM68 166V165H67ZM92 166V165H91ZM91 166H89V167H91ZM111 166H112V164H111ZM122 166V165H121ZM137 166H138V164H137ZM151 166H153V165H151ZM174 166V165H173ZM186 166V165H185ZM190 166V165H189ZM198 166V165H197ZM215 166V165H214ZM22 167H23V165H22ZM33 168H34V166H32ZM39 167V166H38ZM69 167H72V166H69ZM79 167V166H78ZM88 167V168H89ZM123 167H124V165H123ZM172 167V166H171ZM192 167V166H191ZM199 167V166H198ZM206 167V166H205ZM210 167V166H209ZM26 168H27V166H26ZM42 167H40L38 170H40ZM45 168H47V167H45ZM53 168V167H52ZM59 168H61V167H59ZM66 168V166L64 167V169ZM76 168V167H75ZM84 168H87V167H85L84 166ZM84 168H82L84 171H85V169ZM95 168H96V166H95ZM138 168V167H137ZM167 168V167H166ZM179 168V167H178ZM181 168V167H180ZM188 168V167H187ZM200 168H202V166L200 167ZM212 168V167H211ZM252 168V167H251ZM250 168V169H251ZM0 169H2V168H0ZM5 169V168H4ZM28 169H29V167H28ZM30 169H32V168H30ZM35 169H36V167H35ZM57 169V168H56ZM67 170L69 169V168H66ZM70 169H72V168H70ZM77 169H79V168H76V172H77ZM102 169V168H101ZM113 169V168H112ZM117 169V168H116ZM143 169V168H142ZM144 169H146V168H144ZM143 169V170H144ZM152 169V168H151ZM186 169V168H185ZM203 169V168H202ZM207 169V168H206ZM209 169V168H208ZM241 169H242V167H241ZM6 170V169H5ZM37 170V169H36ZM42 170V169H41ZM40 170V171H41ZM46 170V169H45ZM50 170V169H49ZM48 170V171H49ZM73 170V169H72ZM72 170L70 171V172H72ZM95 170H97V171H99L98 169H95ZM109 170V169H108ZM119 170V169H118ZM196 170H197V168H196ZM200 170V169H199ZM4 171V170H3ZM3 171H1V172H3ZM32 171H33V169H32ZM43 171V170H42ZM59 171V170H58ZM60 171H62L61 169H60ZM64 171V170H63ZM69 171H67V172H69ZM79 171H80V169H79ZM78 171V172H79ZM114 171V170H113ZM182 171V170H181ZM191 171H192V169H191ZM207 171V170H206ZM205 171V172H206ZM239 171V170H238ZM254 171V170H253ZM256 171V170H255ZM9 172V171H8ZM12 172V171H11ZM21 172H22V170H21ZM29 172V171H28ZM30 172H31V170H30ZM75 172V171H74ZM78 172H77V175H79V177L80 176H82V175H80V172H79V174H78ZM83 172V171H82ZM96 172V171H95ZM118 172V171H117ZM130 172V171H129ZM144 172V171H143ZM148 172V171H147ZM158 172V171H157ZM166 172V171H165ZM190 172V171H189ZM211 172V171H210ZM247 172H249V171H247ZM260 172H261V170H260ZM10 173V172H9ZM8 173V174H9ZM36 173H39V172H36ZM35 173V174H36ZM43 173V172H42ZM41 173V174H42ZM52 173H55V171L54 172H52ZM59 173H61V172H59ZM64 173V172H63ZM73 173V172H72ZM85 173V172H84ZM89 173V172H88ZM186 173V172H185ZM214 173V172H213ZM256 173V172H255ZM2 174V173H1ZM4 174V173H3ZM17 174V173H16ZM21 174V173H20ZM34 174V173H33ZM32 174V175H33ZM58 174V173H57ZM64 174H66V172L64 173ZM70 174V173H69ZM101 174H102V170H101ZM124 174V173H123ZM166 174V173H165ZM202 174V173H201ZM203 174H204V172H203ZM6 175V174H5ZM14 175V174H13ZM17 175H19V174H17ZM16 175V176H17ZM24 175V174H23ZM28 175V174H27ZM32 175H31V177H32ZM74 175V174H73ZM76 175V174H75ZM76 175V176H77ZM96 175H98V173H96ZM118 175V174H117ZM210 175V174H209ZM213 175V174H212ZM11 176V175H10ZM15 176V175H14ZM25 176V175H24ZM36 175H34V177H35ZM38 176V175H37ZM40 176V175H39ZM42 176H43V174H42ZM60 176V175H59ZM64 176V175H63ZM66 176V175H65ZM131 176V175H130ZM179 176V175H178ZM181 176V175H180ZM30 177V176H29ZM69 177V176H68ZM74 177V176H73ZM72 177V178H73ZM88 177V176H87ZM93 177H94V175H93ZM97 178H98V176H96ZM119 177V176H118ZM186 177V176H185ZM10 178V177H9ZM23 178V177H22ZM41 178V177H40ZM55 178V177H54ZM58 178V177H57ZM56 178V179H57ZM70 178V177H69ZM68 178V179H69ZM78 178V177H77ZM76 177H74V179H77ZM89 178V177H88ZM122 178V177H121ZM192 178V177H191ZM29 179H31V178H29ZM28 179V180H29ZM47 179V178H46ZM50 179V178H49ZM67 179V178H66ZM73 179V180H74ZM115 179V178H114ZM117 179V178H116ZM251 179V178H250ZM11 180V179H10ZM13 180V179H12ZM33 180V179H32ZM31 180V181H32ZM42 180H44V179H42ZM54 180V179H53ZM58 180V179H57ZM56 180V181H57ZM91 180V179H90ZM8 181V180H7ZM6 181V182H7ZM17 181V180H16ZM49 181V180H48ZM51 181V180H50ZM68 181V180H67ZM70 181V180H69ZM95 180H93V182H94ZM118 181H119V179H118ZM183 181V180H182ZM186 181V180H185ZM11 182V181H10ZM9 182V183H10ZM29 182V181H28ZM77 182H78V179H77ZM90 182V181H89ZM92 182V183H93ZM115 182V181H114ZM117 182V181H116ZM250 182H251V180H250ZM12 183V182H11ZM36 183V182H35ZM43 183V182H42ZM45 183H48V182H46L45 181ZM55 183V182H54ZM63 183V182H62ZM75 183V182H74ZM85 183V182H84ZM87 183H88V181H87ZM91 183V184H92ZM99 183V182H98ZM98 183L96 182L95 183V185L97 184L98 185ZM183 183V182H182ZM182 183H180V184H182ZM188 183V182H187ZM189 183H190V180H189ZM252 183V182H251ZM29 184V183H28ZM32 184H34L33 182H32ZM38 184V183H37ZM60 184V183H59ZM58 184V185H59ZM83 184V183H82ZM122 184V183H121ZM148 184V183H147ZM40 185V184H39ZM57 185V184H56ZM70 185V184H69ZM68 185V186H69ZM85 185V184H84ZM83 185V186H84ZM86 185H90V183L89 184H86ZM85 185V186H86ZM96 185V186H97ZM115 185H116V183H115ZM118 185V184H117ZM129 185V184H128ZM190 185V184H189ZM253 185V184H252ZM30 186V185H29ZM34 186H35V184H34ZM47 186V185H46ZM49 186H53L51 183L49 184ZM49 186L47 187V189L49 188ZM55 186V185H54ZM72 186V185H71ZM91 186H94V184L93 185H91ZM153 186V185H152ZM151 186V187H152ZM186 186V185H185ZM191 186H192V184H191ZM224 186V185H223ZM42 187V186H41ZM57 187V186H56ZM55 187V188H56ZM59 187H62V185L61 186H59ZM65 187H66V185H65ZM88 187H90V186H88ZM123 187V186H122ZM126 187H128V186H126ZM125 187V188H126ZM198 187V186H197ZM201 187V188H202ZM39 188H40V186H39ZM46 188V187H45ZM73 188V187H72ZM93 188V187H92ZM175 188V187H174ZM179 187H177V189H178ZM224 188V187H223ZM32 189V188H31ZM69 189V188H68ZM80 189V188H79ZM78 189V190H79ZM86 189V188H85ZM88 189V188H87ZM95 189L96 188H93V191H95ZM114 189V188H113ZM143 189V188H142ZM194 189H195V187H194ZM200 189V188H199ZM204 189V188H203ZM202 189V190H203ZM215 189H213V190H215ZM222 189V188H221ZM74 190V189H73ZM72 190V192H74ZM84 190V189H83ZM82 190V191H83ZM92 190V189H91ZM164 190V189H163ZM182 190H184V189H182ZM190 190V189H189ZM193 190V189H192ZM201 190V191H202ZM228 190V189H227ZM36 191V190H35ZM34 191V192H35ZM39 191V190H38ZM49 191V190H48ZM47 190L45 191L46 193L48 192ZM55 191V190H54ZM68 191V190H67ZM138 191H139V189H138ZM147 191V190H146ZM187 191V190H186ZM226 191V190H225ZM235 192H236V190H234ZM55 192H57V191H55ZM59 192H61L60 190H59ZM80 190H79V194H80ZM96 192V191H95ZM94 192V193H95ZM115 192V191H114ZM165 192V191H164ZM205 192V191H204ZM28 193L30 194V192H27V195H28ZM33 193V192H32ZM36 193V192H35ZM52 193V192H51ZM86 193H89V192H86ZM140 193V192H139ZM217 193V192H216ZM231 193V192H230ZM148 194V193H147ZM236 194V193H235ZM243 194V193H242ZM31 195V194H30ZM29 195V196H30ZM34 195V194H33ZM41 196H42V193L40 194ZM44 195H45V193H44ZM54 195V194H53ZM52 195V196H53ZM71 195H72V193H71ZM193 195H195V194H193ZM240 195V194H239ZM36 196V195H35ZM35 196H32L33 198H35ZM41 196H39V198L41 197ZM49 194H47V195H45L44 197H42V198H40L39 199V201L36 203V205H31V204H27L26 206V208L24 209L25 210V213H28V214H31V215H29V217L30 218H34L35 217V214H33V212H34V210L38 207V206H42L43 205V207L44 208H51V207H49L50 205H49V203L51 202H49ZM58 196V195H57ZM62 196V195H61ZM87 196V195H86ZM89 196V195H88ZM196 196H197V194H196ZM196 196H195V198H196ZM217 196V195H216ZM232 196V195H231ZM242 196V195H241ZM96 198H97V196H95ZM105 197V196H104ZM189 197V196H188ZM228 197V196H227ZM51 198V197H50ZM54 198H57L56 196L54 197ZM53 198V199H54ZM91 198V197H90ZM113 198V197H112ZM166 198V197H165ZM203 198V197H202ZM234 198V197H233ZM38 199V198H37ZM52 199V200H53ZM115 199H117V198H115ZM212 199V198H211ZM230 199H232V197L230 198ZM235 199H236V201H237V198L235 197ZM214 200H216V199H214ZM54 202L55 201H58V200H53ZM53 201H52V203H53ZM123 201H125L124 199H123ZM228 201H230V200H228ZM236 201H235V205H236ZM242 201V200H241ZM118 202V201H117ZM201 202V201H200ZM240 202V201H239ZM195 203V202H194ZM199 204V203H198ZM201 204V203H200ZM66 205V204H65ZM64 205V206H65ZM63 206V205H62ZM82 206H83V203H82ZM96 206H97V204H96ZM187 206V205H186ZM191 206H192V204H191ZM197 206H199V205H197ZM201 206V205H200ZM53 207V206H52ZM66 207V206H65ZM193 207L194 206H192V210H193ZM204 207V206H203ZM222 207V206H221ZM42 208V207H41ZM40 208V209H41ZM119 208V207H118ZM166 208V207H165ZM195 208H198V207H195ZM200 208H202V207H200ZM222 209V208H221ZM199 210V209H198ZM65 211V210H64ZM107 211V210H106ZM119 211V210H118ZM205 211V210H204ZM203 211V212H204ZM208 211V210H207ZM23 212V211H22ZM82 212H84V210L82 211ZM121 212H122V210H121ZM199 212V211H198ZM209 212V211H208ZM5 213V211L3 210V208L0 206V217L3 215ZM38 213V212H37ZM87 213V212H86ZM123 213V212H122ZM33 214V215H32ZM56 214H58V213H56ZM128 214V213H127ZM20 215H22V214H20ZM39 215H40V213H39ZM91 215H92V213H91ZM106 215V214H105ZM130 215V214H129ZM200 215H201V213H200ZM203 215V214H202ZM17 216V215H16ZM19 216V215H18ZM46 216V215H45ZM50 216H51V214H50ZM39 217V216H38ZM53 217V216H52ZM214 218H215V216H214ZM1 219V218H0ZM36 219V218H35ZM38 219V218H37ZM43 219V218H42ZM52 219H54V218H52ZM204 219V218H203ZM18 220H19V218H18ZM50 220V219H49ZM55 220H56V218H55ZM72 220V219H71ZM83 220V219H82ZM26 221H27V219H26ZM29 221V220H28ZM33 221V220H32ZM45 221H46V219H45ZM44 221V222H45ZM91 221V220H90ZM176 221V220H175ZM203 221V220H202ZM201 221V222H202ZM217 221H219V220H217ZM223 221V220H222ZM221 221V222H222ZM263 221V220H262ZM16 222V221H15ZM23 222V221H22ZM59 222V221H58ZM174 222V221H173ZM192 222H194V221H192ZM205 222V221H204ZM255 222V221H254ZM17 223V222H16ZM49 223H51V222H49ZM181 223V222H180ZM198 223V222H197ZM246 223V222H245ZM262 223V222H261ZM32 224V223H31ZM37 224V223H36ZM43 224V223H42ZM71 224V223H70ZM173 224V223H172ZM206 224V223H205ZM208 225H211V224H209V223H207ZM213 224V223H212ZM222 224H223V222H222ZM225 224V223H224ZM228 224V223H227ZM2 225V224H1ZM12 225V224H11ZM10 225V226H11ZM14 225V224H13ZM21 225V224H20ZM32 225H34V224H32ZM56 225V224H55ZM198 225V224H197ZM208 225H207V227H208ZM216 225V224H215ZM9 226V227H10ZM24 226H26V225H24ZM42 226V225H41ZM41 226H40V228H41ZM85 226V225H84ZM87 226H89V224L87 225ZM125 226H127L126 224H125ZM180 226V225H179ZM186 226V225H185ZM184 226V227H185ZM238 226V225H237ZM34 227V226H33ZM39 227V226H38ZM58 227V226H57ZM56 227V228H57ZM166 227V226H165ZM174 227V226H173ZM183 227V228H184ZM187 227V226H186ZM217 227V226H216ZM5 228V227H4ZM23 228V227H22ZM247 228V227H246ZM6 229H8V228H6ZM5 229V230H6ZM12 229H14V228H12ZM50 229V227H49V225H45V227H44V232L45 231H47V230H49ZM211 229V228H210ZM19 230V229H18ZM23 230H25V229H23ZM27 230V229H26ZM181 230H183V229H181ZM190 230V229H189ZM2 231V229L0 230V232ZM4 231V230H3ZM29 231V230H28ZM62 231V230H61ZM83 231V230H82ZM125 231V230H124ZM156 231H158V230H155V232ZM175 231H177V228L175 229ZM9 232V231H8ZM33 232V231H32ZM31 232V233H32ZM35 232V231H34ZM41 232V231H40ZM51 232V231H50ZM166 232H168V231H166ZM191 232V231H190ZM197 232V231H196ZM211 232V231H210ZM213 232V231H212ZM4 233V232H3ZM25 233V232H24ZM55 233H57V232H55ZM60 233V232H59ZM62 233V232H61ZM164 233V232H163ZM170 233V232H169ZM169 233L167 234L168 236H169ZM178 233V232H177ZM185 233V232H184ZM2 234V233H1ZM158 234V233H157ZM7 235V234H6ZM18 235V234H17ZM30 235V234H29ZM34 235V234H33ZM37 235V234H36ZM46 235V234H45ZM48 235V234H47ZM66 235V234H65ZM159 235H160V232H159ZM179 235V234H178ZM38 236H40V235H38ZM64 236V235H63ZM93 236V235H92ZM176 236V235H175ZM256 236V235H255ZM11 237V236H10ZM50 237H51V235H50ZM58 237V236H57ZM76 237V236H75ZM94 237V236H93ZM13 238V237H12ZM26 238H28V237H26ZM25 238V239H26ZM30 238V237H29ZM28 238V239H29ZM37 238V237H36ZM41 238V237H40ZM62 238V237H61ZM80 238H81V234H80ZM175 238V237H174ZM47 239V238H46ZM51 239H52V237H51ZM60 239V238H59ZM63 239V238H62ZM176 239V238H175ZM253 239H254V237H253ZM22 240H24V238L22 239ZM173 240V239H172ZM196 240V239H195ZM17 241V240H16ZM15 241V242H16ZM20 241V240H19ZM28 241V240H27ZM34 241V240H33ZM36 241V240H35ZM40 241V240H39ZM67 241V240H66ZM70 241V240H69ZM88 241V240H87ZM9 242V241H8ZM22 242V241H21ZM25 242V241H24ZM51 242V241H50ZM54 242V241H53ZM61 242H63L62 240H61ZM88 242H90V241H88ZM92 242V241H91ZM174 242V241H173ZM231 242V241H230ZM4 243V242H3ZM45 243V242H44ZM168 243V242H167ZM169 243H171V242H169ZM191 243H192V241H191ZM8 244V243H7ZM6 244V245H7ZM34 244H36V243H34ZM66 244V243H65ZM78 244V243H77ZM143 244V243H142ZM188 244H190V243H188ZM248 244V243H247ZM12 245H14V244H12ZM32 245V244H31ZM49 245V244H48ZM182 245V244H181ZM196 246H198L197 244H195ZM194 245V246H195ZM21 246H23V245H21ZM35 246V245H34ZM38 246V245H37ZM36 246V247H37ZM52 246V245H51ZM175 246V245H174ZM200 246V245H199ZM254 246V245H253ZM256 246V245H255ZM6 247V246H5ZM10 247V246H9ZM42 247V246H41ZM40 247V248H41ZM44 247V246H43ZM46 247V246H45ZM53 247H55V246H53ZM160 247V246H159ZM173 247V246H172ZM182 247V246H181ZM186 247V246H185ZM191 247H193V246H191ZM233 247V246H232ZM259 247V246H258ZM31 248V247H30ZM38 248V247H37ZM39 248V249H40ZM142 248V247H141ZM140 248V249H141ZM174 248V247H173ZM179 248V247H178ZM196 248V247H195ZM200 248V247H199ZM239 248H241V247H239ZM260 248V247H259ZM258 248V249H259ZM4 249H6V248H4ZM28 249V248H27ZM84 249V248H83ZM136 249V248H135ZM138 249V248H137ZM136 249V250H137ZM201 249V248H200ZM10 250V249H9ZM22 250V249H21ZM23 250H26L25 248H23ZM30 250V249H29ZM54 250V249H53ZM60 250H62V249H60ZM75 250V249H74ZM199 250V249H198ZM197 250V251H198ZM11 251H13L12 250V248H11ZM11 251H9V252H11ZM20 251V250H19ZM33 251V250H32ZM138 251V250H137ZM147 251V250H146ZM194 251V250H193ZM8 252V253H9ZM17 252V251H16ZM30 252V251H29ZM46 252V251H45ZM5 253V252H4ZM12 253V252H11ZM15 253V252H14ZM62 253V252H61ZM139 253V252H138ZM173 253V252H172ZM194 253V252H193ZM199 253V252H198ZM251 253V252H250ZM1 254V253H0ZM20 254H22V253H20ZM128 254V253H127ZM126 254V255H127ZM132 254V253H131ZM139 254H141V253H139ZM216 254V253H215ZM252 254V253H251ZM254 254V253H253ZM31 255V254H30ZM60 255V254H59ZM62 255V254H61ZM65 255V254H64ZM10 256V255H9ZM13 256V255H12ZM63 256V255H62ZM62 256H61V258H62ZM68 256V255H67ZM138 256V255H137ZM163 256V255H162ZM251 256V255H250ZM11 257V256H10ZM16 257H18V256H16ZM33 257V256H32ZM113 257V256H112ZM173 257V256H172ZM177 257V256H176ZM189 257V256H188ZM198 258H199V254H198V256H197ZM207 257V256H206ZM29 258H30V256H29ZM37 258V257H36ZM60 258V259H61ZM75 258V257H74ZM130 259H131V257H129ZM182 258V257H181ZM209 258H210V256H209ZM2 259V258H1ZM12 259V258H11ZM31 259V258H30ZM114 259H115V257H114ZM152 259V258H151ZM224 259V258H223ZM259 259H260V257H259ZM22 260H23V258H22ZM26 260V259H25ZM29 260V259H28ZM182 260V259H181ZM186 260V259H185ZM1 261V260H0ZM2 261H3V259H2ZM17 261V260H16ZM65 261V260H64ZM101 261V260H100ZM120 261V260H119ZM135 261V260H134ZM173 261V260H172ZM187 261H189V260H187ZM186 261V262H187ZM193 261V260H192ZM14 262V261H13ZM12 262V263H13ZM20 262V261H19ZM27 262V261H26ZM34 262V261H33ZM114 262V261H113ZM138 262H139V260H138ZM151 262V261H150ZM200 262V261H199ZM206 262V261H205ZM29 263V262H28ZM27 263V264H28ZM30 263H32V261L30 262ZM121 263V262H120ZM148 263H149V261H148ZM177 263V262H176ZM180 263V262H179ZM194 263H195V261H194ZM198 263V262H197ZM196 263V264H197ZM255 264H256V262H254ZM25 264V263H24ZM33 264V263H32ZM146 264V263H145ZM183 264V263H182ZM186 264V263H185ZM187 264H188V262H187ZM190 264V263H189ZM243 264V263H242Z\"/></svg>",
    "mask_w": 264,
    "mask_h": 264
}]
</instances>
